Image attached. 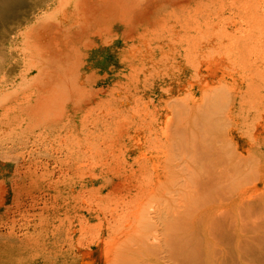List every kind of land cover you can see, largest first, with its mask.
Wrapping results in <instances>:
<instances>
[{"label": "bare ground", "instance_id": "bare-ground-1", "mask_svg": "<svg viewBox=\"0 0 264 264\" xmlns=\"http://www.w3.org/2000/svg\"><path fill=\"white\" fill-rule=\"evenodd\" d=\"M20 0H0V19H2L3 21H7L9 18H11L12 16L13 17H16L15 20L11 21L10 24H8V26H6V28L3 30V33H4V39L1 42L0 44V49L1 46H3L4 48V51L10 53V54H13L16 56L15 58V62L18 63V65L20 63H22L25 67L24 70L30 72V71H34V73H36V79L35 80H32L30 81L29 83L32 82L33 84V81L36 82V87H38L37 89V93L40 92V89H41V86L43 87L44 84V80H48V83H49V79L51 76H54V75H57L60 77L63 78V76L65 77L64 81L62 80V85L65 87V90L63 91L65 94H67L66 96L70 95L69 97L71 96H76V97H73L74 101H69L70 99H67L70 104H69V107L72 109V113L71 115H77L79 114L80 112L83 111L84 109V106H85V103L86 102H93L94 99L96 98V100H98V102L100 104H102V100L105 99L107 100L105 102V104L107 103L108 104V99H106V97L104 98L103 96L100 97L102 95V91H105V87H104V83L105 82H108L107 83V87H108V84H110V82H112L114 80V78H117L119 75L117 74H112L111 76L110 75H104L103 77L101 78H96V80H92V71L94 70V68L96 66H99V64L101 63H104V62H107L109 61L108 59H106V57H108L109 54H111V57H110V61H114L116 63H119L120 65H124L123 63L125 62H132L131 60H138L140 61L139 64L137 65L136 64V67L135 65H133V68L132 70H130L131 72H124V70L126 69L125 67L122 69L123 72H120L121 74L123 75H126L124 79H129L131 78L130 80V83L132 81H135L136 82H140L139 79L145 81V80H148V82L151 83V86L152 84H157V87L159 88H163L162 86H165L166 89L164 88V90H166V94L165 95H160L159 94V98L156 97V94H155V98H156V101L157 103L154 104L153 108H149V102H151L152 100H155L153 96H150L148 97L150 101H148V105H146L147 109H148V112H149V115L150 117L153 116V118L155 119L156 115H157V110L159 111V115L162 116L164 115L163 113L167 114V112L169 111V102H172V101H175V102H181L182 100V96H170V93H171V90H170V87L169 89H167V82L169 81V78L173 81L175 80V82H178L177 84H180V86L185 82V78H195V79H204L207 80L208 78H212V79H216V83L219 81V79L222 81L224 79V83L225 85H227V79L229 81L232 80V82H241L243 83V85L245 84L244 82H246L245 80V75L246 73H250L249 69L252 67L254 68L256 71H257V67H253L252 65L255 63L249 65V67H246L248 70V72H243L244 74L242 75H239V76H235L237 75L235 73L234 74V68L237 69L239 68L238 65L237 68L235 66V64H238L237 62L234 64L233 66V69H232V65L234 63V59L236 61L238 60V56L237 55H241L242 52L244 50H239V47L237 48L238 44H237V41L235 42L234 40L232 41V39H230V34H233L232 32L229 33L230 31H228V29L226 27H221L223 29H219L218 27V22L220 18H218V14L222 13L223 12H227L229 11V15H230V12H232L233 10H231V6H230V0H221L224 4L219 6V7H223V6H226V5H229L227 9L225 10H219L215 7V1L216 0H208L207 2L205 3H197V1L199 2V0H192V1H195L196 2V5H194V8L192 7V9H189L186 7V3L185 2H188L189 0H167L168 2H166V0H130L129 2H126L125 0H48V2H46L47 4L45 5V10L43 12L40 13L41 9H42V6L40 7L39 5L35 6L33 4H30L28 5V8H19L17 9L18 5L17 3H19ZM22 1V0H21ZM165 1V2H164ZM206 1V0H205ZM228 1V3H227ZM235 1V0H234ZM232 1V2H234ZM245 1V0H244ZM252 0H250L251 2ZM258 0H256L255 3H257ZM260 1H263V0H260ZM161 2V3H160ZM191 0L188 2L190 3ZM194 2V3H195ZM203 2V1H201ZM238 2V1H237ZM236 2V3H237ZM247 4L249 1H246ZM249 2V3H250ZM235 3V4H236ZM243 3V2H242ZM253 3V2H251ZM264 3V1L262 2ZM261 3V4H262ZM234 3L232 4L235 5ZM254 4V3H253ZM252 4V5H253ZM260 4V3H259ZM169 5V8H171L170 12L169 13H165V15L161 14L160 11H162V9L166 8L167 6ZM190 5V4H189ZM238 7H239V4H237ZM245 5V4H244ZM257 5V4H256ZM256 5H253V6H256ZM35 6V7H34ZM188 6V5H187ZM236 6V5H235ZM251 7L248 5H246V7H249L248 9H252L254 7ZM263 5H261L262 7ZM242 7V6H241ZM52 9V12H48L49 9ZM240 8V7H239ZM260 8V7H259ZM259 8H256V9H259ZM264 8V7H263ZM240 9H243L240 8ZM248 9H245L248 11ZM261 9V8H260ZM165 10V9H164ZM167 10V9H166ZM165 10V11H166ZM186 10H189V13L188 15H184V12ZM231 10V11H230ZM220 11V12H219ZM236 11V10H235ZM238 11V10H237ZM256 10L253 9L251 10L252 13H254ZM263 10H261L262 12ZM239 12L240 10L238 11V14L236 17L239 16ZM243 12H246L243 10ZM251 12H249L250 14L246 16V18L248 16H252V15H256V13L252 14ZM260 12V13H261ZM50 13V14H49ZM163 13V12H162ZM202 13V15L200 14ZM221 13V15H222ZM241 13V12H240ZM259 13V11H258ZM260 13L258 14L260 16ZM264 14V12H262ZM261 13V14H262ZM39 14H41V18L39 16ZM163 16H161V15ZM233 14V12H232ZM242 14V13H241ZM56 16L57 17V21H58V24L56 26L58 27H54L55 25H48L46 21H49L50 20V16ZM117 15L118 19L117 18H114V16ZM160 15V16H159ZM225 15V14H224ZM228 14H226L227 16ZM234 15V14H233ZM254 15V17H256ZM112 17V19H110L108 21L109 26L106 28L104 27L103 25L100 26L99 25V22L102 21L105 17ZM233 16V17H235ZM244 16V14H243ZM264 16V15H263ZM90 17V18H89ZM159 17H163L164 19H160ZM223 19L225 16H222ZM222 17H221V20H222ZM232 17V15H231ZM241 16H239L240 18ZM253 17V18H254ZM34 18V19H33ZM87 19L88 21L86 22L85 19ZM228 18V17H227ZM238 18V20H240ZM252 17H250L251 19ZM253 18L251 19L250 22H252ZM259 20L261 19L260 17H258ZM248 19V18H247ZM264 18H262L261 20H263ZM157 20V21H156ZM160 20V21H158ZM225 20H227L225 18ZM231 20V19H230ZM229 19L227 20L228 24H230L229 22H231ZM237 20V18L235 19V21ZM245 20V19H243ZM106 21V20H105ZM161 21L163 23H161ZM223 21V25L222 26H225L226 24V21L222 20ZM221 21V22H222ZM264 21V20H263ZM45 22V23H43ZM220 22V23H221ZM237 22V21H236ZM246 22V21H245ZM256 22V19L255 21ZM253 22V23H254ZM260 22V21H259ZM262 22V21H261ZM104 23V22H103ZM243 23V22H242ZM241 23V24H242ZM85 24V26H84ZM105 24V23H104ZM240 24V23H239ZM245 24V23H243ZM242 24V25H243ZM250 23H247L245 24L246 25V29H247V25H249ZM255 24V23H254ZM76 25V26H74ZM83 25L84 26V30H80L79 33L78 32V29L79 27ZM158 25V26H156ZM235 27L237 28L236 24L234 23ZM245 25H244V28H245ZM53 26V27H52ZM241 25H239L240 27ZM251 26V24H250ZM249 26V27H250ZM257 26V24H256ZM261 26V25H260ZM259 26V27H260ZM42 27H44L45 29L42 30ZM116 27V28H115ZM243 28V26H241ZM248 27V29H250ZM232 28V26H231ZM242 28H239L241 31H242ZM253 28H255V26H253ZM257 28V27H256ZM262 28V26H261ZM218 29V30H217ZM45 30V31H44ZM110 30V31H109ZM115 30L117 31H120L121 33L120 34H116L118 35V37H116L115 35L113 37L110 38V35L109 33L110 32H115ZM208 31V32H205ZM219 30H223L221 33H219ZM236 30V29H235ZM234 32L236 33V31H238V29ZM239 30V31H240ZM251 30H253L251 28ZM257 30V29H256ZM264 30V28L262 29ZM262 30H259L262 32ZM105 33H104V32ZM218 31V34H221L222 36L224 37H229L228 40L224 39V37L222 38V41L224 44L225 41H228L227 45H224L225 47H228L227 49L228 50H232L233 52L231 51H228L227 49L221 47V45L223 46V43L221 44L220 42L221 39L220 37L218 38V34H216ZM228 31V34L227 33ZM240 31V32H241ZM244 31V29H243ZM250 30L246 31V34L249 33ZM255 31V30H254ZM252 31V33L254 32ZM257 30L256 33L259 32ZM259 32L260 34L263 35V32L261 33ZM146 33V34H145ZM245 31L243 32V35H242V39H243V36L245 35L244 34ZM251 33V37L255 36L252 35ZM144 34V35H143ZM242 32L239 34L238 32V35H241ZM120 35V37H119ZM141 35L144 36V37H147V38H139V42H135L134 40L137 39V37ZM237 35V34H236ZM237 35V36H238ZM85 37L88 39L86 42L85 40L82 41L81 37ZM234 36V34H233ZM246 36V35H245ZM249 37V40H251L252 38L250 37V33L249 35H247ZM246 36V37H247ZM259 36V34H258ZM258 36L256 38H258ZM261 36V35H260ZM259 36V37H260ZM80 37L79 40L82 41L81 42H78V38ZM116 37V38H115ZM157 37V38H156ZM236 36H234L235 38ZM241 37V36H240ZM262 38L264 37L261 36ZM260 37V39H262ZM220 40V44L218 43V39ZM232 38V37H231ZM238 38V37H237ZM131 39L130 43H129V40ZM225 41H224V40ZM236 39V38H235ZM238 39H241V38H238ZM254 40L256 42L259 43V41L261 40ZM264 39V38H263ZM262 39V40H263ZM231 40V41H230ZM244 40V45L248 44L245 42L246 38L243 39ZM248 40V39H247ZM248 40V41H249ZM253 41V40H252ZM251 41V43H252ZM253 41V42H254ZM264 41V40H263ZM236 43L234 44L237 48L236 50L240 51L239 54L236 53L235 54H232L234 56H237V57H234L232 58V56L229 55V53H234V48L233 46H229L230 44L232 43ZM243 43V41H241ZM240 42V43H241ZM262 42V41H261ZM78 43V44H77ZM121 43H124V44H121ZM250 43V44H251ZM257 43V44H258ZM264 43V42H263ZM260 45V43L258 44L259 46H262V44ZM77 44V45H76ZM126 44H130V49H129V52H128V55L124 58L122 57L123 54H125L127 51H128V47H125V48H122L121 45H126ZM219 44V45H218ZM232 44V45H233ZM249 44V46H250ZM256 44V43H255ZM256 44V45H257ZM252 45V44H251ZM257 45V47H258ZM133 46V47H132ZM139 46V47H137ZM219 46L221 48V50L218 51V47ZM242 46V45H241ZM240 46V49L244 46L241 47ZM249 46H247L249 48ZM132 47V48H131ZM230 47L232 49H230ZM251 47V46H250ZM253 47V46H252ZM256 48V46H254ZM255 48H253V50H255ZM260 48V47H259ZM223 49V50H222ZM257 49V48H256ZM163 50H168L169 53L171 54L169 57H167L165 60H163L162 62L159 63V66L158 68H155V69H151V65L153 64V61H154V56L163 51ZM247 50V48H246ZM245 50V51H246ZM252 51V48L249 49V51ZM81 51H84L83 53H81ZM247 51V52H249ZM251 51L249 52V54L251 53ZM258 51H262V48ZM247 52H244L246 54H248ZM253 52V51H252ZM257 52V51H254V53ZM243 53V54H244ZM262 53H264V50L262 51ZM261 52L257 54L260 55L262 54ZM222 54V56L220 55ZM248 54V56H249ZM252 54V53H251ZM4 55V54H3ZM12 56V55H11ZM243 56V57H242ZM240 58H242L243 60H245V57L247 56H244L242 55ZM247 56V57H248ZM255 57V56H254ZM259 57V56H258ZM257 57V58H258ZM261 57V56H260ZM6 58V57H5ZM12 58V57H11ZM262 58H264L262 56ZM261 58V59H262ZM13 59V58H12ZM233 59V60H232ZM241 60V59H240ZM251 60V59H250ZM256 60V59H255ZM255 60H251V61H255ZM260 60V58H259ZM12 61V60H11ZM239 61V60H238ZM258 61V59L256 60V62ZM9 62V61H8ZM166 62H168L169 64H165ZM247 63H245V65L247 66ZM250 63V61H249ZM259 62H257L256 64L254 65H257ZM264 65L263 62H260ZM164 64V65H163ZM239 64H242V63H239ZM163 65V66H162ZM245 65H243L245 67ZM10 66V65H9ZM126 66V65H124ZM130 67V65H128ZM6 67V66H5ZM22 67V66H21ZM127 67V66H126ZM197 67V68H196ZM227 67V68H225ZM242 67V66H241ZM240 67V68H241ZM244 67L242 68L244 70ZM131 68V67H130ZM203 68V69H202ZM249 68V69H248ZM257 68V69H256ZM92 70L91 72H89L88 70ZM172 69H178L176 73H174L175 70H173V74L171 73ZM196 69V71H194ZM223 69H227V71L224 73V71H220V70H223ZM22 70V68H21ZM231 70H233L234 72H230ZM242 70V71H243ZM251 70V69H250ZM260 70V69H259ZM88 71V73H87ZM129 71V70H128ZM220 71V72H219ZM238 71V70H237ZM236 71V72H237ZM25 72V71H23ZM192 72L194 73L191 77H190V74H192ZM254 72V71H253ZM261 72V71H260ZM22 73V72H21ZM26 73V72H25ZM24 73V74H25ZM56 73V74H55ZM242 73V72H240ZM256 73V72H255ZM3 74V73H2ZM259 74V73H258ZM19 75H21L19 73ZM74 75V78L73 79H69L70 77H72ZM96 75V74H95ZM253 75V74H251ZM257 75V74H255ZM17 76V74H16ZM56 76V77H57ZM22 77V76H21ZM24 77V76H23ZM31 77V76H30ZM35 78V76H32L31 78ZM114 77V78H113ZM248 77V76H247ZM246 77V78H247ZM263 77V76H262ZM3 79V77H1ZM33 78V79H34ZM52 78V77H51ZM57 78V79H59ZM218 78V80H217ZM22 79V78H20ZM19 79V80H20ZM24 79V78H23ZM61 79V78H60ZM59 79V80H60ZM92 81H91V80ZM182 79L184 81H182ZM197 79V80H198ZM245 79V80H243ZM256 79H259V78H256ZM261 79V78H260ZM259 79V80H260ZM13 80V79H12ZM25 80L26 77H25ZM54 80V79H53ZM171 80H170V83H171ZM177 80V81H176ZM179 80V81H178ZM190 80V79H189ZM209 80V79H208ZM235 80V81H233ZM251 81H253L252 79H250ZM1 81V80H0ZM123 81V80H121ZM158 81V82H157ZM25 82V81H24ZM53 82V81H52ZM61 82V81H60ZM125 82V81H124ZM146 82V81H145ZM174 82V85L176 84ZM187 82V81H186ZM194 82V81H193ZM198 82V81H196ZM209 82V81H208ZM214 82V80H213ZM220 82V81H219ZM10 83V81H9ZM20 83V82H19ZM54 83V82H53ZM57 83V82H56ZM90 83L91 85L93 86H96L97 84H102L101 87L95 89V90H90V96L88 95V97H86L85 99L81 97V95H79L78 91L79 89L82 87V85H84V91H85V84H88ZM114 83V82H113ZM116 83V82H115ZM127 83V82H126ZM133 83V82H132ZM143 83V82H142ZM173 83V82H172ZM171 83V84H172ZM209 83H212V82H209ZM215 83V85L217 86V84ZM238 83V82H237ZM247 83V82H246ZM252 82H250L251 84ZM1 84V83H0ZM4 84V83H3ZM27 84V83H26ZM24 84V85H26ZM51 84V83H50ZM49 84V85H50ZM117 84V83H116ZM120 84V82L118 83ZM123 84V83H122ZM121 84V85H122ZM129 84V83H127ZM144 84V83H143ZM142 84V85H143ZM147 84V83H146ZM169 84V83H168ZM188 84V83H187ZM198 84H200L198 82ZM206 84V82H205ZM236 84V83H235ZM255 84V83H254ZM17 85V84H16ZM30 85V84H29ZM35 85V83L33 84ZM38 85V86H37ZM56 85V84H55ZM60 85V84H58ZM61 85V86H62ZM126 85V84H125ZM137 85V84H136ZM150 85V84H149ZM173 85V86H174ZM208 85V84H207ZM205 85V86H207ZM223 85V86H225ZM228 85L229 82H228ZM232 85V84H231ZM238 85V84H236ZM235 85V86H236ZM247 85V84H246ZM244 87L245 90H248L251 92L250 90V87H248V85ZM27 86V85H26ZM32 86V85H31ZM51 86V85H50ZM60 86V87H61ZM62 86V87H63ZM92 86V87H93ZM134 86V84H133ZM145 86V85H144ZM143 86V87H144ZM171 86V85H170ZM178 87V85H176V88L178 87L179 90L180 88L182 87ZM192 86V84L190 85ZM204 86V85H203ZM213 86V89L214 88V85ZM250 86V85H249ZM16 87V86H15ZM23 87V86H22ZM54 87V86H53ZM55 87H58V86H55ZM87 87V86H86ZM112 87V86H111ZM123 87V86H122ZM125 87V86H124ZM146 87V86H145ZM148 87V86H147ZM146 87V88H147ZM172 87V86H171ZM189 87V86H188ZM196 89H197V86H195ZM200 87V86H199ZM227 87V86H225ZM229 87V86H228ZM238 89H242L240 87H243L242 85L239 86L238 85ZM30 88V87H29ZM69 88V89H68ZM88 88V87H87ZM114 88V87H113ZM112 88V89H113ZM138 88V87H137ZM174 88V87H173ZM178 88H177V91H178ZM205 88V87H203ZM207 88V87H206ZM212 88V87H210ZM217 89L219 87H216ZM224 88V87H223ZM221 88V89H223ZM231 88V87H230ZM236 88V87H234ZM233 88V89H234ZM263 88V87H262ZM23 89L27 90V87ZM22 89V90H23ZM31 89V88H30ZM34 90V88H32ZM32 89L30 90L32 92ZM44 89V88H43ZM42 89V90H43ZM45 89H48V88H45ZM81 89V90H82ZM116 89V87H115ZM125 89V88H124ZM141 89V88H139ZM151 89H154V88H149L148 90V93H150ZM175 89V88H174ZM185 89V88H184ZM187 89V88H186ZM190 89V88H189ZM196 89H194L196 91ZM220 89V88H219ZM220 89V90H221ZM232 88L230 90H233ZM242 89V90H244ZM260 89V88H259ZM14 90V89H13ZM49 90V89H48ZM59 90V89H57ZM74 90V91H73ZM89 90V88H88ZM121 90V89H120ZM137 90V89H136ZM164 90H161L160 93H162V91L164 92ZM207 90V89H205ZM216 90V89H215ZM225 90V89H224ZM228 90V88L226 89ZM225 90V91H226ZM242 90H236L238 92L235 91H232L231 93H235L234 94V97L232 98L231 100V108L230 110L228 111V114L226 115V118H225V121H224V124L225 125H229L227 128L224 127V125H221L223 126L225 129V131H217V129H220V127H216L212 121H211V118L210 114H208V117H209V120L210 122L212 123L210 126L208 125L207 127H209V129H206L209 130V132L207 133L206 135V138H205V141H204V144L200 143L199 144V136H205V133L204 135H200L199 134V127H201L202 124L199 123V120L201 121L200 118H202L204 115H203V112L201 113L200 110L202 108L199 109H195L197 110L196 112L193 111V114L194 112L197 113L195 116V118H193V123H190L188 125V121H184L183 118H184V114H185V110L183 109H179L181 110V113L180 111L179 112V120L180 118H182L180 121V123L177 122V127H176V130H174L175 128H173V132L172 131V134L175 133L176 136L180 139L184 138L185 141H184V144L183 146H181L182 148L179 150L180 152V157H181V164L182 167H183V170L185 171L186 173V178H184L183 175H180V179L182 181L178 182L179 184V187H180V191L177 192V188L175 189L176 190V194L175 193H171L170 194V198L171 200H169L168 202V207L166 206V209L164 210H159L158 208H155L154 206L151 207V208H148L146 206H144V201L145 203L146 200L143 201L142 199V203L141 204V201L137 199H141L139 196L140 194H144L142 198L145 199V193L147 194V192H149L150 194L152 195H156L157 192H161L160 189H163V186L165 185V183H167V176H168V168L167 167H164L163 170H153L150 169L152 172L151 173H148L150 174V178L148 176V178H145L146 176H144L143 178H139L138 175H141L140 172L142 173H147V170L145 169V172H144V168H146L147 164L146 162L143 163L141 162L140 160H146L145 158H153L154 155V152H151L150 154V157L149 156H146V154H143L141 151H140V147H141V143H137L135 146L137 148H133L132 150V153H129V157L128 158H125V156H121V159L122 157L125 158L123 159L122 161L123 162H128L129 160H131L132 158V162H130V164H125L128 168V166H130V169L128 168L127 169V173L125 175H120L118 177V180L117 182L113 183L108 189V191L105 193L106 194H102L100 192H102V190L105 189V187L107 186V184L104 186L103 184V189H99V193L98 194V199H97V202L94 203V205H96V208L105 203L106 201L108 202V199H112L109 200V203H113L114 201V206L113 207H109L108 211H106V213L110 216L108 219L109 220H113L116 218V216L119 218L118 221L119 224L115 226L114 228V231L112 230V226H111V222L107 219H105V216L106 214L104 213V210H102L105 214L104 216V220H99L97 224L94 225V233L93 235L89 236L91 238H93L94 240V244L91 248H87V249H84V248H81V246H78L77 248V254L81 257L80 258V263L82 264H91L93 262V260H91L89 262V258H91V254L92 252H94V256L92 258H95L94 261L96 262V264H252L250 263V258L252 257V249L256 250L258 248V250H260V245L261 246H264V222L262 223V225L258 228L257 226L254 224L253 226L258 230L254 231L255 228H253L254 230V234L256 232H258V234L260 235V238L257 242H259L260 245H256V244H253V242H251V238H253L254 236H252V234L250 233H253L252 228H250V220L251 217H249V207H251L250 202L249 201V205L247 203H245L244 200H242V194L240 193V196L237 194H235V187H233L232 183L234 182V175H235V171L237 169V167H235L234 164H236L239 160L237 158H240V161H242L243 159V156H239L238 154V150H241V148H243V145L246 144V141L245 139L243 138V134L241 132V127L243 126L242 123H241V127H239V121L237 119V116H236V113L239 114V109L242 107L243 108V104L244 102H240V98H242ZM254 90V89H253ZM12 91V90H11ZM21 91V90H20ZM29 91V90H28ZM35 91V90H34ZM33 91V92H34ZM60 91V90H59ZM73 91V93H72ZM87 91V90H86ZM107 91V90H106ZM116 91H118L116 89ZM176 91V90H175ZM182 91V90H181ZM187 91V90H186ZM203 90H201L202 92ZM210 91V89H209ZM223 91V90H222ZM249 91H245L246 94L248 95V93H250ZM7 92H9L7 90ZM14 92V91H13ZM12 92V93H13ZM18 92V91H17ZM22 92V91H21ZM24 92V91H23ZM27 92V91H26ZM41 92H46V91H41ZM51 92V91H50ZM76 92V95L75 93ZM80 92V91H79ZM92 92V93H91ZM114 92V91H113ZM188 92V91H187ZM193 92V91H191ZM212 92V91H211ZM220 92V91H219ZM218 92V93H219ZM227 92V91H226ZM229 92V91H228ZM241 92V93H240ZM19 93V92H18ZM18 93H16V95H18ZM28 93V92H27ZM62 93V92H60ZM108 93V91L106 92ZM112 93V91H111ZM128 93V92H127ZM133 93V92H132ZM143 93V92H142ZM155 92H151V94H154ZM157 93V92H156ZM180 93V92H179ZM206 91L203 93L205 94ZM213 93H215L213 91ZM212 93V94H213ZM230 93V92H229ZM228 93V94H229ZM1 94V93H0ZM5 94V93H3ZM25 93H23L24 95ZM29 94V93H28ZM31 94V93H30ZM34 94V93H33ZM41 94V93H40ZM51 94V93H50ZM55 94V93H54ZM59 94V92H57V95ZM64 94V96H65ZM84 94V93H83ZM123 94V93H122ZM164 94V93H163ZM174 94V93H173ZM178 94V92L176 93V95ZM191 94V93H190ZM203 94H201L203 96ZM211 94V95H212ZM221 94V93H220ZM219 94V95H220ZM225 94V93H224ZM223 94V95H224ZM256 95V93H254ZM254 94L252 96H254ZM258 94V93H257ZM260 94V92H259ZM11 95V92L10 94ZM14 95V93H13ZM15 95V97H16ZM20 95V94H19ZM22 95V96H23ZM60 95V94H59ZM58 95V97H59ZM63 95V93L61 94ZM60 95V96H61ZM85 95V94H84ZM113 95V94H112ZM125 95V94H124ZM231 95V94H230ZM264 95V94H263ZM262 95V96H263ZM21 96V97H22ZM36 96V95H35ZM42 96V95H41ZM40 96V97H41ZM44 96V95H43ZM56 96V95H55ZM63 96V97H64ZM65 96V97H66ZM121 96V95H120ZM126 96V95H125ZM142 96V95H141ZM197 96V95H196ZM206 96V94H205ZM213 96V95H212ZM212 96H209V97H212ZM244 96V95H243ZM251 96V95H250ZM251 96V97H252ZM1 97V96H0ZM4 97V96H3ZM27 96H25L26 98ZM28 97H31V96H28ZM39 97V98H40ZM52 97V96H51ZM67 97V98H69ZM118 97V96H117ZM132 97V96H131ZM139 96H137L136 99L137 100V103L140 99V97L138 98ZM200 97V96H199ZM217 97H218V94H217ZM225 96H222V98L219 96V98L223 99ZM246 97V96H244ZM249 97V95L247 96ZM249 97V98H251ZM259 97V96H257ZM42 98V97H41ZM45 98V96H44ZM55 98V97H54ZM62 98V97H61ZM99 98V99H98ZM108 98V97H107ZM114 98V97H113ZM120 98V97H119ZM194 98H195V95H194ZM226 98V97H225ZM231 97H229L230 99ZM255 99V96L253 97ZM14 99V98H13ZM17 99V97H16ZM15 99V100H16ZM26 99H30V98H26ZM33 99V98H32ZM48 99V96L47 98ZM49 99H51L49 97ZM48 99V100H49ZM59 99V98H58ZM72 99V98H71ZM76 99V100H75ZM122 99V98H121ZM127 99V98H125ZM135 99V98H133ZM143 99V98H142ZM142 99L140 100V102L142 101ZM189 99V98H188ZM208 99V98H207ZM215 99V98H214ZM214 99L213 102H214ZM218 99V98H217ZM216 99V100H217ZM228 99V98H227ZM228 99V100H229ZM253 99V100H254ZM260 101L264 98H259ZM4 100V99H3ZM3 100H0L3 101ZM53 99H51V103L53 105V103L55 102V99H54V102L52 101ZM59 100H62V99H59ZM66 100L63 98L62 100V105L65 104L63 101ZM114 100V99H113ZM190 100V99H189ZM211 100V101H212ZM226 100V99H224ZM250 100V99H249ZM252 100V98H251ZM250 100V101H251ZM252 100V101H253ZM257 100V98H256ZM23 101V100H21ZM43 101V99L41 100V102ZM47 101V100H46ZM46 101L44 103V105L46 104ZM104 101V100H103ZM184 101V100H182ZM196 101V99H195ZM220 101L219 103L221 104L222 103V100H219ZM218 101H216L218 103ZM248 101V100H247ZM252 101L249 103V107L251 106L250 104L252 103ZM259 100L256 101V103L254 104H257L255 105L257 108L258 104L257 103ZM259 101V102H260ZM17 104H18V101H16ZM20 102V101H19ZM25 102H27L25 100ZM29 102V101H28ZM44 102V101H43ZM50 102V100H49ZM97 102V101H96ZM102 102V103H101ZM201 100L199 98H197V104L200 105L201 104ZM207 102V100L205 101ZM229 102V101H227ZM264 102V101H263ZM34 103V101L32 102ZM40 102L38 101V104ZM55 103H61V102H55ZM116 103V102H115ZM125 103V102H124ZM123 103V104H124ZM135 103V102H133ZM142 103V102H141ZM146 103V102H145ZM203 104L206 105V103L202 102ZM216 103V104H217ZM4 104V103H3ZM7 104V103H5ZM10 104V103H9ZM16 104V103H15ZM22 104V103H21ZM36 104V103H35ZM49 104V103H47ZM46 104V105H47ZM99 104V105H100ZM121 104V103H120ZM136 104V103H135ZM139 104V103H138ZM186 104V103H185ZM208 104V103H207ZM210 104V103H209ZM224 104V102H223ZM222 104V105H223ZM238 104V105H237ZM245 104H248L245 103ZM14 105V103H13ZM12 105V107H13ZM50 105V104H49ZM47 105V112H48V108H50V106ZM57 105H60V104H57ZM61 106H59L58 109V112H55V110H51V113L52 111H54L56 114H59V116H61L62 114V110L61 112H59V109H61ZM91 105V103H90ZM89 105V108H86V109H90L92 107V105L90 106ZM95 105H98V104H95ZM94 105V106H95ZM104 105V104H102ZM109 105V104H108ZM114 105V104H113ZM134 105V104H133ZM140 105H143V104H140ZM178 105V104H177ZM181 105L183 106L184 103ZM202 105V104H201ZM212 105V103H211ZM228 105V103H227ZM253 105V103H252ZM261 105V103L259 104ZM7 106V105H6ZM11 106V105H10ZM17 106V105H15ZM30 106V105H29ZM34 106V104L32 105ZM32 106H31V110L32 109ZM56 106V104H55ZM107 106V105H106ZM116 106V105H115ZM129 106V105H128ZM139 106V105H137ZM174 106V104H173ZM171 106V103H170V107H173ZM180 106V105H179ZM191 106V104H190ZM203 106V105H202ZM213 106V105H212ZM220 106V105H219ZM254 106V105H253ZM251 106V107H253ZM57 107V106H56ZM65 107V105L63 106ZM62 107V108H63ZM103 107V106H102ZM132 107V106H131ZM136 107V106H135ZM187 107V106H186ZM189 107V106H188ZM187 107V108H188ZM227 107V106H225ZM250 107V108H251ZM1 108V107H0ZM6 108V107H5ZM8 108V106H7ZM6 108V109H7ZM29 108V107H28ZM34 108V107H33ZM38 108V107H37ZM44 107V109H46ZM94 108V107H93ZM101 108V107H100ZM106 107H104L105 109ZM114 108V107H113ZM121 108V107H120ZM140 108V107H139ZM137 108V109H139ZM183 108V107H182ZM186 108V109H187ZM199 108V106H198ZM205 107H203L204 109ZM207 108V107H206ZM213 108V107H212ZM220 108V107H219ZM222 108V107H221ZM220 108V109H221ZM229 108V107H228ZM241 108V109H242ZM250 108L247 107V109L249 110ZM259 109H255L256 110H260V106L258 107ZM13 109H15L13 107ZM17 109V108H16ZM30 109V108H29ZM39 109V108H38ZM55 109V108H53ZM84 110L87 112V110ZM108 109V107H107ZM118 109V108H117ZM125 109V107H124ZM123 109V110H124ZM128 109V108H127ZM131 109V108H130ZM129 109V110H130ZM133 109V108H132ZM131 109V111H132ZM142 109H145V105L140 108L137 112L140 113L139 111L142 110ZM174 109V107H173ZM215 109V108H214ZM227 109V108H225ZM254 109V107H253ZM9 110V108H8ZM28 110V109H26ZM30 110V112H31ZM36 110V109H34ZM68 110V109H67ZM97 110H99L97 108ZM102 110V108H101ZM111 110V109H110ZM114 110V109H113ZM134 110V109H133ZM136 110V109H135ZM134 110V112H135ZM171 110V109H170ZM189 110V109H188ZM205 110V109H204ZM202 110V111H204ZM244 110V109H243ZM252 110V108H251ZM5 111V110H4ZM7 111V110H6ZM24 111V110H22ZM21 111V112H22ZM38 111V110H37ZM46 111V110H45ZM93 111V110H92ZM95 111V110H94ZM118 111V110H117ZM176 111V110H175ZM219 111V110H218ZM227 111V110H226ZM246 111V110H245ZM250 111V110H249ZM254 111V112H255ZM44 112V110H43ZM53 112V113H54ZM89 112V111H88ZM100 112V111H99ZM105 112H108L107 110H104V112H100L99 115H105ZM171 112V111H170ZM173 112V111H172ZM183 112V114H182ZM207 112H208V108H207ZM240 112H242V110H240ZM251 112V111H250ZM249 112V113H250ZM262 112V111H261ZM260 112V113H261ZM264 112V111H263ZM5 113V112H3ZM8 113V112H7ZM19 113V112H18ZM24 113V112H23ZM36 113V112H35ZM42 113V112H41ZM45 113V112H44ZM54 113V114H55ZM66 113V112H65ZM92 113V112H91ZM110 113V112H108ZM125 113V112H124ZM131 113V112H130ZM136 113V112H135ZM134 113V114H135ZM146 113V112H145ZM187 113V112H186ZM205 113V111H204ZM215 113V111H214ZM247 113V112H246ZM259 113V114H260ZM14 114V113H12ZM11 114V115H12ZM40 114V113H39ZM53 114V115H54ZM56 114H55V118H56ZM64 114V113H63ZM67 114H68V111H67ZM81 114V113H80ZM84 114V112H83ZM96 114H98L96 112ZM111 114H113L111 116L112 118V122L115 123V118H116V123H117V117L119 115H116L114 114V112H111ZM123 114V113H122ZM217 115V113H215ZM258 114V115H259ZM3 115V114H2ZM1 113H0V117H2ZM20 115V114H19ZM18 115V116H19ZM26 115H28L26 113ZM30 115H32L30 118H34L36 116V114H33L31 113ZM47 115V114H46ZM51 115V114H50ZM66 115V114H65ZM178 115V116H179ZM210 115V116H209ZM240 115V114H239ZM13 116V115H12ZM17 116V114L15 115ZM39 116V115H38ZM44 116V114H43ZM52 116V115H51ZM84 116V115H83ZM86 116V115H85ZM84 116V117H85ZM95 116V115H94ZM110 116V115H109ZM141 116V117H140ZM140 119L136 121L135 123V127L136 128H147V127H151L150 130H153L154 131V127L153 125H150L152 122V119L150 122H148L146 119H144L142 117V115H140ZM144 116V115H143ZM146 116V115H145ZM159 116V117H160ZM187 116V115H186ZM253 116V115H252ZM251 116V117H252ZM14 117V116H13ZM12 117V118H13ZM25 117V115H24ZM37 117V116H36ZM54 117V116H53ZM68 117V116H67ZM66 117V118H67ZM97 117V116H96ZM106 117V115H105ZM104 117V118H105ZM128 117V116H127ZM130 117V116H129ZM167 117V116H166ZM193 117V116H192ZM206 116V118H208ZM246 117V116H245ZM254 117V116H253ZM261 117V116H260ZM16 118V117H15ZM20 118L22 119V117L20 116ZM19 118V120H20ZM27 118V117H26ZM47 118V116H45V119ZM55 118L53 119L54 121ZM95 118V117H94ZM92 118V120L94 119ZM108 117H106L105 119H107ZM134 118V117H133ZM158 118V117H157ZM222 118V117H221ZM248 118V117H247ZM1 119V118H0ZM60 119V118H58ZM69 119V118H68ZM81 119V118H79ZM84 119V118H83ZM82 119V120H83ZM87 120V117L85 118ZM104 119V120H105ZM135 119V118H134ZM186 119V118H185ZM244 119V117H243ZM5 120V119H3ZM2 120V121H3ZM11 120H15V119H11ZM28 120V119H27ZM34 120V119H33ZM32 120V121H33ZM85 120V121H86ZM90 119V121H92ZM99 120V118H98ZM130 119H128L129 121ZM136 120V119H135ZM146 120V121H145ZM156 120V119H155ZM160 120V118H159ZM170 120V118H169ZM219 120V119H218ZM260 120V118L258 119V121ZM261 120H263L264 122V117L263 119L261 118ZM5 121H8L7 119ZM42 121V120H40ZM63 121V120H61ZM80 121V120H79ZM101 121V120H100ZM100 124H104L102 122H106L107 120L105 121H102L100 122ZM109 121V120H108ZM127 122V120H125ZM214 121V120H213ZM257 121V120H256ZM4 122V121H3ZM12 122V121H11ZM19 122V121H18ZM22 122V121H21ZM43 124L46 122L42 121ZM59 122V121H58ZM64 122V121H63ZM68 122V120L66 121ZM83 122V121H82ZM81 122V123H82ZM111 122V124H112ZM122 122V121H121ZM125 122V123H126ZM146 122V123H144ZM150 123L149 125L147 124ZM156 122V121H155ZM158 122V121H157ZM205 122V121H204ZM261 122V121H260ZM259 122V123H260ZM2 123V122H0ZM9 123V122H8ZM30 123V122H29ZM28 123V124H29ZM34 123V122H33ZM52 123H54L52 121ZM75 123V122H74ZM80 123V124H81ZM85 123H88L90 124L89 122H85ZM95 123H97L95 121ZM99 123H97L96 125H94L93 123V132L90 131L93 135H90V137H92V139H94V141L92 140V142H94V147H95V144L96 143H99V141L103 140H99L100 138H102L103 136V132H102V129L99 127ZM115 123V125L117 126V124ZM120 123V122H119ZM128 123V122H127ZM126 123V124H127ZM132 122L129 123V125H131ZM134 123V122H133ZM160 123V122H159ZM172 123V122H171ZM187 123V124H186ZM215 123V122H214ZM246 123V121H245ZM254 123V122H253ZM262 123V122H261ZM260 123V124H261ZM7 124V122H6ZM17 124V123H16ZM15 124V125H16ZM27 126H30L28 125ZM47 124V123H46ZM50 125V123H48ZM57 124V122H56ZM76 124V123H75ZM123 124V123H121ZM167 124V123H166ZM221 124V123H220ZM247 124V123H246ZM4 125V124H3ZM32 125V124H31ZM36 125V124H35ZM42 125V124H41ZM48 125V126H49ZM83 125H86L83 123ZM83 125L81 128H83ZM90 125V126H91ZM114 125V124H112ZM125 125V124H124ZM161 125V124H160ZM171 125V124H170ZM206 125V124H205ZM204 125V126H205ZM219 125V124H218ZM254 125V124H253ZM256 125V124H255ZM254 125V127H255ZM258 125V124H257ZM262 126L260 127H263V123L261 124ZM18 126V125H17ZM16 126V127H17ZM47 126V125H46ZM52 126V125H50ZM59 126H61V124H59ZM68 126V125H67ZM87 126V125H86ZM107 126V125H105ZM111 126V125H109ZM127 126V125H126ZM125 126V127H126ZM165 126V125H164ZM198 126V127H197ZM203 126V125H202ZM247 126V125H246ZM14 127V126H13ZM12 127V128H13ZM20 127V123H19V126ZM31 127V126H30ZM63 127H64V124H63ZM71 127V126H70ZM85 127V126H84ZM122 127V126H121ZM134 127V129H135ZM197 127V128H196ZM253 127V126H252ZM21 128V127H20ZM26 128V126H25ZM28 128V127H27ZM35 128V127H34ZM48 128V127H47ZM57 128V127H56ZM73 128V127H71ZM77 128V127H76ZM105 128V127H104ZM117 128H120L119 126ZM123 128V127H122ZM128 128V127H127ZM162 128V127H161ZM171 128V127H170ZM202 128V127H201ZM204 128V127H203ZM240 128V130L238 129ZM11 129V128H10ZM9 129V131H10ZM33 129V128H32ZM52 129V128H51ZM109 129V128H107ZM121 129V128H120ZM147 129V130H149ZM197 129V130H195ZM262 129V128H261ZM260 129V131H261ZM25 130V129H24ZM27 130V129H26ZM41 130V129H40ZM45 130V129H44ZM50 130V129H49ZM60 130V129H59ZM66 130V129H65ZM72 130V129H71ZM70 130V131H71ZM83 130V129H82ZM88 130H91V129H88ZM117 130V129H116ZM149 130V134L151 133V131ZM204 130V129H202ZM201 130V131H202ZM222 130V129H220ZM244 130V128H243ZM245 130H248V129H245ZM244 130V131H245ZM1 131V130H0ZM7 131V130H6ZM8 131V132H9ZM42 131V130H41ZM68 131V130H67ZM111 131V130H110ZM115 131V130H114ZM119 131V130H118ZM122 131V130H121ZM252 131V130H251ZM250 131V133H251ZM257 131V130H256ZM39 132V131H38ZM43 132V131H42ZM41 132V133H42ZM76 132V131H75ZM80 132V131H79ZM84 132V131H83ZM82 132V133H83ZM106 129H105V133H106ZM109 132V131H108ZM127 132V131H126ZM136 132H141V130L139 129H136ZM159 132V131H158ZM171 131H169L168 129H164V131L162 132V135L160 136V139L161 140V143H157L156 139H153L156 144H157V147L155 148V146L153 145L150 146L148 145V147H152L155 149H158L160 147H163V143L165 140H168V137L170 136V133ZM206 132V131H205ZM218 132V133H217ZM4 133V132H3ZM37 133V132H35ZM58 133L57 135H59V131L56 132ZM65 133V131L63 132V134ZM85 133V132H84ZM90 133V134H91ZM113 133V132H112ZM118 133V132H117ZM121 133V132H120ZM123 133V132H122ZM128 133V132H127ZM126 133V134H127ZM203 133V132H201ZM249 133V132H247ZM246 133V134H247ZM254 134V132H252ZM250 134V135H253V134ZM262 133V132H261ZM1 134V133H0ZM7 134V132L5 133ZM40 134V133H39ZM43 134V133H42ZM44 134H47L44 132ZM43 134V135H44ZM72 134V133H71ZM76 134V133H75ZM87 134V133H86ZM85 134V135H86ZM108 134V133H106ZM257 134V133H256ZM29 135V134H28ZM73 135V134H72ZM71 135V136H72ZM83 135V134H82ZM88 135V134H87ZM110 135V134H109ZM113 134H111V137ZM117 135V134H116ZM158 135V134H157ZM249 135V134H248ZM6 136V135H5ZM8 136V135H7ZM10 137H12V135H9ZM22 136V135H21ZM24 136V135H23ZM22 136V137H23ZM27 136V135H26ZM46 136V135H45ZM60 136V135H59ZM79 136V135H77ZM89 136V135H88ZM102 136V137H101ZM121 136V135H120ZM125 136H128L125 135ZM151 136V135H150ZM153 136V135H152ZM175 136V135H174ZM260 136V135H259ZM17 137V136H16ZM15 137V138H16ZM28 137V136H27ZM38 137V136H37ZM51 137V136H50ZM69 137V135H68ZM87 137V136H86ZM110 137V138H111ZM115 137V135H114ZM113 137V138H114ZM119 137V136H117ZM147 137V136H146ZM149 137V136H148ZM147 137V139H149ZM155 137V136H154ZM188 137V138H187ZM257 137V136H256ZM2 138V136H1ZM7 138V137H5ZM18 138V137H17ZM30 138V137H29ZM33 138V136H32ZM42 138V136H41ZM40 138V139H41ZM53 139H55V137L53 136L52 137ZM60 138V137H59ZM71 141H72V138L74 140V137H70ZM78 138V137H77ZM80 138V137H79ZM78 138V139H79ZM84 138V137H82ZM88 138V137H87ZM109 136L107 139H110ZM116 138V137H115ZM123 138V137H122ZM129 138V136H128ZM171 138H172V135H171ZM197 138V139H196ZM248 138V137H247ZM20 139V136L19 138ZM18 139L16 140L18 142ZM22 139V138H21ZM39 139V140H40ZM48 139V138H47ZM64 139H66L64 137ZM62 139V140H64ZM86 139V138H84ZM112 139V138H111ZM152 139V138H151ZM174 139V137H173ZM172 139V142L176 140H173ZM204 139V138H203ZM203 139H202V142H203ZM249 139V138H248ZM255 139V138H253ZM252 139V140H253ZM34 140V139H33ZM38 140V138H37ZM42 140V139H41ZM89 140V138H88ZM87 140V142H88ZM117 140V138H116ZM145 140V139H144ZM158 140V141H159ZM15 141V143H16ZM22 141V140H20ZM25 141V140H24ZM48 141V140H47ZM69 141V140H67ZM77 140H75L76 142ZM84 141V140H83ZM91 141V140H90ZM89 141V142H90ZM110 141V140H109ZM149 141V140H148ZM171 141V140H170ZM181 141V140H180ZM253 141H256V140H253ZM23 142V141H22ZM33 142V141H32ZM42 142V141H41ZM46 142V140H45ZM61 142V141H60ZM66 142V140H65ZM82 142V141H81ZM86 142V140H85ZM85 142H82L83 144H85ZM106 142V141H105ZM112 142V141H110ZM114 142V141H113ZM137 142H141V141H137ZM151 142V141H150ZM160 142V141H159ZM252 142V141H251ZM51 143V142H50ZM58 143V142H56ZM63 143V141H62ZM74 143V142H72ZM78 143H79V140H78ZM91 143V142H90ZM101 143V142H100ZM104 143V142H103ZM151 143H154V142H151ZM181 143V142H180ZM197 145H195V144ZM14 144V143H13ZM18 144V143H17ZM20 144V143H19ZM31 144V143H30ZM35 144V143H34ZM33 144V145H34ZM71 144V142H70ZM87 144V143H86ZM91 146V148L93 149L94 147ZM105 144V143H104ZM103 144V145H104ZM124 143H122L121 145H123ZM147 144V143H146ZM149 144V142H148ZM12 145V144H11ZM60 145V144H59ZM68 145H69V142H68ZM73 145V144H71ZM102 145V147H103ZM106 145V144H105ZM109 148L113 147V143L111 145V143L109 144ZM152 145V144H151ZM21 146V145H20ZM31 146V145H30ZM40 146V145H39ZM48 146V144H47ZM58 146V145H57ZM70 146V145H69ZM81 146V145H80ZM84 146V145H83ZM97 146V145H96ZM170 146V145H169ZM176 146V144H175ZM179 146V145H178ZM242 146V147H241ZM246 146V145H245ZM23 147V146H22ZM43 147V144L42 146ZM46 147V146H44ZM60 147V146H59ZM65 147V146H64ZM78 147V145H77ZM88 147V146H87ZM106 147V146H105ZM118 147V145H117ZM208 147V148H207ZM36 148V147H35ZM53 148V147H52ZM55 148V147H54ZM63 148V147H62ZM61 148V149H62ZM69 148V147H68ZM74 148V147H72ZM89 148V149H91ZM99 148V147H98ZM104 148V147H103ZM108 148V147H107ZM116 148V147H115ZM127 148V146L125 147ZM169 148V147H168ZM171 148V147H170ZM169 148V149H170ZM173 148V147H172ZM207 148V151H205ZM216 148L219 149V152H215L217 151ZM246 148V147H245ZM20 149V148H19ZM45 149V148H44ZM47 149V148H46ZM45 149V151H46ZM65 149V148H64ZM63 149V150H64ZM71 149V148H69ZM68 149V150H69ZM87 149V148H86ZM113 149V148H112ZM111 149V150H112ZM119 149V147L117 148ZM148 149V148H147ZM151 149V148H149ZM165 149V148H164ZM178 148H176L175 151H177ZM191 149V150H190ZM52 150V149H51ZM67 150V148H66ZM77 150V149H76ZM78 150H80V148H78ZM77 150V151H78ZM83 150V149H82ZM96 151V149H94ZM101 150V149H100ZM107 150V149H106ZM124 150V149H122ZM129 150V149H127ZM161 150V148H160ZM159 150V151H160ZM172 150V149H171ZM233 150V152H232ZM248 150V149H247ZM246 150V151H247ZM34 150H32L33 152ZM36 151V150H35ZM62 151V150H61ZM65 151V150H64ZM70 151V150H69ZM73 151V150H72ZM71 151V153H72ZM85 151V150H84ZM87 151V150H86ZM158 151V153H159ZM167 151V150H166ZM169 151V150H168ZM205 151V152H203ZM47 152V151H46ZM55 152V151H54ZM57 152V151H56ZM55 152V153H56ZM60 152V151H58ZM57 152V153H58ZM83 152V151H81ZM90 152V150H89ZM94 151L92 150V153ZM101 152V151H100ZM107 152V151H105ZM109 152V151H108ZM118 152H120L118 150ZM117 152V153H118ZM135 152V153H134ZM146 152V151H145ZM144 152V153H145ZM170 152V151H169ZM173 152V151H172ZM171 152V154H172ZM215 152V153H214ZM51 153V152H50ZM49 153V154H50ZM55 153H52V154H55ZM66 153V152H64ZM88 153V152H86ZM85 154H82L84 155V159H85ZM102 153V152H101ZM111 153V151H110ZM115 153V152H114ZM116 153V154H117ZM123 153V152H122ZM120 153V154H122ZM204 153V154H203ZM247 153V152H246ZM48 154V155H49ZM59 154V153H58ZM63 154V153H62ZM67 154V153H66ZM90 156H91V152L89 153ZM88 154V155H89ZM97 154V153H95ZM108 154V153H107ZM116 154H112L113 155H116ZM76 155V154H75ZM78 155V153H77ZM87 155V156H88ZM105 155V154H104ZM178 155V154H176ZM19 156V155H18ZM69 156H71L69 154ZM73 156V155H72ZM100 156V155H99ZM119 156V155H118ZM116 156V157H118ZM173 156V154H172ZM175 156V155H174ZM173 156V157H174ZM206 156V159L204 161V158ZM253 156V155H252ZM37 157V156H36ZM66 157V156H64ZM78 157V156H77ZM80 157V155H79ZM94 157V156H93ZM107 157V156H106ZM115 157V156H114ZM131 157V158H130ZM162 157V156H161ZM167 157V156H166ZM254 157V156H253ZM31 158V157H30ZM35 158V157H34ZM44 158V157H43ZM68 158V157H67ZM73 158V157H71ZM82 158V159H83ZM95 158H98V157H95ZM109 158V157H108ZM107 158V159H108ZM112 158V157H111ZM120 158V157H119ZM156 158V157H155ZM164 158V157H163ZM162 158V159H163ZM192 158V159H191ZM234 158L237 159V162L235 160L234 162ZM20 159V158H19ZM32 159V158H31ZM50 159V158H49ZM48 159V160H49ZM54 159V158H53ZM66 160V158H64ZM90 159V158H89ZM100 159H101V156H100ZM105 159V158H104ZM102 159V160H104ZM105 159V160H107ZM114 159V158H113ZM116 159V158H115ZM134 159V160H133ZM160 159V158H159ZM255 159V158H254ZM34 160V159H33ZM55 160V159H54ZM68 160V159H67ZM66 160V161H67ZM71 160V159H69ZM95 160V159H94ZM97 160V159H96ZM117 160V159H116ZM154 160V159H153ZM190 160V164L188 163ZM20 161V160H19ZM28 161V160H27ZM65 161V162H66ZM98 161V160H97ZM97 161H94V162H97ZM100 161V160H99ZM118 161L121 162V160L119 159ZM148 161H150V159H148ZM255 161V160H254ZM46 162V161H45ZM69 162V161H68ZM72 163V161H70ZM77 162V160H76ZM80 162V160H79ZM78 162V163H79ZM92 162V159L91 161ZM92 162V163H94ZM101 162V161H100ZM99 162V163H100ZM103 162V161H102ZM101 162V163H102ZM105 162V161H104ZM103 162V163H104ZM107 162V161H106ZM119 162V163H120ZM158 162V161H157ZM43 163V162H42ZM41 163V164H42ZM70 163V164H71ZM82 163V162H81ZM102 163V164H103ZM65 164V163H64ZM76 164V163H75ZM89 164V163H88ZM96 164V163H95ZM94 164V165H95ZM118 164V162H117ZM121 164V163H120ZM150 164V163H149ZM152 164V163H151ZM153 164H154V161H153ZM157 164V163H156ZM161 164V163H160ZM38 165V164H37ZM43 165V164H42ZM48 164H46L47 166ZM82 165V164H81ZM86 165V164H85ZM99 165V164H98ZM105 165V164H104ZM112 165H115V164H112ZM122 165V164H121ZM124 165V164H123ZM134 165H136V167H134ZM155 165V164H154ZM238 165V163H237ZM44 166V165H43ZM45 166V167H46ZM54 166V165H53ZM67 166V165H66ZM70 166V165H69ZM76 166V165H75ZM74 166V167H75ZM80 165L78 164V167ZM92 165H89V167H91ZM109 166V168L107 169V172L109 173L110 169H112V167L110 165H107ZM179 166V165H178ZM176 166V167H178ZM68 167V166H67ZM77 167V166H76ZM75 167V168H76ZM93 167V166H92ZM91 167V168H92ZM96 167V165H95ZM157 167V166H156ZM263 167V166H262ZM94 168V167H93ZM114 168V167H113ZM149 168V167H148ZM162 168V167H161ZM245 168V167H244ZM264 168V167H263ZM44 169V168H43ZM54 169V168H53ZM83 169L82 171H84V169H86V166L85 168H80V170ZM89 169V168H88ZM86 169V170H88ZM99 169V168H98ZM103 169V168H102ZM239 169V170H238ZM238 171L236 173V175L238 176V172H240L241 174V170L240 168L238 167ZM246 169V168H245ZM48 170V169H47ZM74 170V169H73ZM96 170V169H95ZM101 170V169H100ZM99 170V171H100ZM104 170V169H103ZM263 170V169H262ZM261 170V171H262ZM35 171V170H34ZM46 171V170H44ZM50 171V169H49ZM67 171H68V168H67ZM66 171V173H67ZM72 171V170H71ZM76 171H77V168H76ZM90 171V170H88ZM106 171V169H105ZM104 171V172H105ZM102 172V170H101ZM125 172V171H124ZM123 172V174H124ZM149 172V170H148ZM50 173H52V171H50ZM75 173V172H73ZM85 173V172H84ZM92 173V172H90ZM94 173V172H93ZM92 173V174H93ZM106 173V172H105ZM63 174V173H62ZM71 174V173H70ZM87 174V173H86ZM89 174V172H88ZM104 174V173H103ZM107 174V173H106ZM244 174V173H243ZM153 175V176H152ZM69 176V175H67ZM71 176V175H70ZM69 176V177H70ZM81 176H85V175H81ZM79 176V177H81ZM90 176L94 177L93 175L90 174ZM78 177V178H79ZM97 177V176H95ZM110 177V176H109ZM141 177V176H140ZM244 177V176H243ZM255 177V176H254ZM77 178V179H78ZM190 178V179H189ZM236 178V177H235ZM264 178V177H263ZM253 179V177H252ZM256 179V178H255ZM263 180V179H262ZM67 181V180H66ZM111 181V180H109ZM115 181V180H114ZM257 181V180H256ZM255 181V182H256ZM2 182V181H1ZM74 182V181H73ZM113 182V181H112ZM110 182V183H112ZM252 182V181H251ZM109 183V182H108ZM109 183V184H110ZM172 183V182H171ZM177 183V182H176ZM188 183H191L192 185L189 186ZM177 184V185H178ZM176 185V186H177ZM250 185V184H249ZM174 187V186H172ZM170 188V190L168 189L167 191H172V192H175L174 188ZM188 187H190L188 189ZM0 188H3L1 183H0ZM233 188V189H232ZM79 189V188H78ZM187 189V190H185ZM92 190H93V187H92ZM107 190V189H106ZM82 191H84L82 189ZM87 191V190H86ZM85 191V192H86ZM91 192V188L90 190H88ZM94 192V191H93ZM96 192V191H95ZM98 192V191H97ZM164 192L165 189H164ZM163 193V192H162ZM167 193V192H166ZM51 194V193H50ZM84 194V193H83ZM92 194V193H90ZM172 194H175V197H172L173 195ZM54 195V194H53ZM78 195V194H77ZM97 195V194H96ZM151 195V196H152ZM158 195V194H157ZM95 196V194H94ZM168 196V194H167ZM246 196V195H245ZM72 197V196H71ZM81 197V196H80ZM88 197V196H87ZM121 197V198H119ZM124 197V198H123ZM260 197V196H259ZM54 198V197H53ZM91 198V197H90ZM96 198V197H94ZM166 197L164 196H160V198L158 197L157 198V204L159 205V208H164L162 206V204H164V199ZM169 198V196H168ZM167 198V199H168ZM86 199V198H85ZM88 199V198H87ZM113 199H115L114 201H112ZM172 199H175L174 201ZM244 199V197H243ZM55 200V198H54ZM75 200V199H74ZM82 200V198L80 199ZM95 200V199H94ZM150 200V199H149ZM163 200V201H162ZM166 200V199H165ZM254 200V199H253ZM256 200V199H255ZM254 200V202H255ZM76 201V200H75ZM84 201V200H83ZM87 200H85L86 202ZM91 201V200H90ZM238 201V202H237ZM81 202V201H80ZM92 202V201H91ZM106 202V203H107ZM65 203V202H64ZM88 203H89V200H88ZM151 203V202H150ZM153 203V201H152ZM155 205H156V202H154ZM257 203V201H256ZM259 203V202H258ZM90 204V203H89ZM148 204V203H147ZM170 204V205H169ZM238 204H240V207H238ZM255 204V203H254ZM54 205V204H52ZM82 205V204H81ZM157 205V207H158ZM162 205V206H160ZM78 206V205H77ZM80 206V205H79ZM102 206H105V205H102ZM152 206V205H151ZM236 206L238 209H236ZM262 206V205H261ZM83 207V206H82ZM81 207V208H82ZM88 207V206H87ZM146 207V209L144 208ZM256 207V206H254ZM103 208V207H102ZM106 208V207H105ZM260 208V207H259ZM262 208V207H261ZM260 208V210H261ZM84 209V208H83ZM87 209V208H86ZM89 209V208H88ZM93 209V208H92ZM101 209V207H100ZM104 209V208H103ZM106 209V210H107ZM257 210V209H256ZM263 210V209H262ZM54 211V210H53ZM101 211V210H100ZM249 211V212H248ZM258 211V210H257ZM28 212V211H27ZM109 212V213H108ZM260 212V211H258ZM262 212V211H261ZM83 213V212H82ZM255 213V212H254ZM257 213V212H256ZM75 214V213H74ZM77 214V213H76ZM79 214V212H78ZM252 214V213H250ZM23 215V214H22ZM72 215V214H71ZM83 215V214H82ZM94 215H96L94 213ZM245 215H248V218L245 216ZM256 215H259V214H256ZM261 216V215H260ZM264 216V215H262ZM24 217V216H23ZM26 217V216H25ZM78 217V216H77ZM82 217V216H81ZM100 217V216H99ZM97 217V218H99ZM255 217V216H254ZM116 218V220L118 219ZM261 218V217H260ZM26 219V218H25ZM86 219V217H85ZM248 219V221H247ZM256 219V218H255ZM264 219V218H263ZM252 220V219H251ZM257 220H258V217H257ZM256 220V221H257ZM253 221V220H252ZM251 221V222H252ZM87 222V221H86ZM95 222V221H94ZM43 223V222H41ZM81 225H79L80 228H78L79 230H81V233H82V229H85L87 226L86 225H83V223L85 224V220H82L81 222ZM78 222V224H80ZM90 223V222H88ZM114 223V222H113ZM255 223V221H254ZM71 224V223H70ZM253 224V223H252ZM258 224V223H257ZM261 224V223H259ZM69 225V224H68ZM92 226V225H91ZM113 226V227H114ZM91 228V227H90ZM44 229V228H43ZM42 229V230H43ZM52 232V231H51ZM67 232V231H66ZM80 233V231H79ZM59 234V233H58ZM66 234V233H65ZM70 234V233H69ZM68 234V235H69ZM73 234V233H72ZM82 234H85V232H83ZM80 235L81 237H83V235ZM92 234V233H90ZM113 234V235H111ZM256 234V238H257V235ZM119 235V236H118ZM32 236V235H31ZM30 236V237H31ZM67 236V234L65 235V237ZM87 236V235H86ZM106 236H108V238H105ZM68 237V236H67ZM81 237H79L81 239ZM85 237V235H84ZM116 237L119 238V240L117 239V244L118 242L121 240V243L122 245H126L125 247H121L120 249V252H116V255L117 253H119V256L117 255V260L116 258H114L115 260H113V258L111 260H113L111 263H109L111 260L108 261L109 257H107L111 252L108 251V254L105 252V249L107 247V244L109 243V241H113ZM28 238V237H27ZM70 238V237H69ZM78 238V239H79ZM87 238V237H86ZM58 239V238H57ZM29 240V239H28ZM32 240V239H31ZM82 240V239H81ZM84 240V238H83ZM84 241H87V239H85ZM256 241H254L256 243ZM70 242H72L70 240ZM69 242V243H70ZM78 243L80 241H77ZM75 244V243H74ZM77 245H80L77 244ZM84 245V243H83ZM116 245V244H115ZM255 245V246H254ZM111 246V245H110ZM114 246V244H113ZM85 247V246H83ZM87 247H89L87 245ZM112 247V246H111ZM110 247V249H112ZM119 249V247H117ZM112 251H116L115 248L114 250L112 249ZM119 251V250H118ZM35 253V252H34ZM38 253V252H37ZM261 253V252H260ZM107 254V256H106ZM112 254V253H111ZM102 255L104 256L105 258V261L104 263L101 262V259H102ZM108 258V259H107ZM134 259H137L136 262H134L135 260Z\"/></svg>", "mask_w": 264, "mask_h": 264}, {"label": "rangeland", "instance_id": "rangeland-1", "mask_svg": "<svg viewBox=\"0 0 264 264\" xmlns=\"http://www.w3.org/2000/svg\"><path fill=\"white\" fill-rule=\"evenodd\" d=\"M126 2H129L130 0H125ZM190 1V0H189ZM188 1V2H189ZM201 1H203V2H201ZM208 0H199V2L197 1V3H205V2H207ZM232 1H234V0H230V6H231V10H233L232 12H233V14H232V12H230V15H229V11H225V12H223L222 13V11H221V13H222V15H221V13H219L218 14V18H220V19H218L219 20V22H218V27H219V29H223V28H221V27H226L227 29H228V31H230L229 33H233L234 34V36H236L235 38H234V36H233V34H230V39H232V41L234 40H238L237 41V44H238V42H239V44H238V46H237V48L239 47V50L241 51V50H244L243 52H242V54L240 55L239 54V52L240 51H238V50H236L237 48H235L236 46L234 45V44H236V43H232V44H230L229 46H233V48L235 49L234 50V53H231V52H233L232 50H228L229 48L228 47H225L224 45H227V43H228V41H225L224 39H226V40H228V38L229 37H224V36H222L221 34H218V31H217V33L216 34H218V38L220 37V39H221V41H222V38L224 37V41H225V43L226 44H224L223 43V41L222 42H220V40L218 41V43L220 42L221 44L223 43V46L221 45V47H223V48H225V49H227L228 51H231L230 53H229V55L230 56H232V58H234V57H237L238 56V60L236 61L235 59H237V58H235L233 61H234V63H233V65H232V69H233V66H234V64L237 62L238 64H235V66L236 65H240L239 66V68H237V66H236V68L237 69H233V70H231L230 72L232 73V72H234V74L233 75H235V73L237 74V75H235V76H239V75H243L244 73L243 72H248V70H246L247 68L246 67H249V65L251 64V62H252V64L254 63V64H256L257 62H259L257 65H252L253 67L255 66V67H257L256 69H257V71L254 69V68H248L249 69V71H250V73L251 74H253V75H251V74H249V73H246L245 75H247V76H245V79H243V80H245L246 82H244L245 84L243 85V83H241V82H239V81H237V82H232V80L230 81V79H229V81H228V79H227V85H225V81H224V79L221 81L220 79H219V81L216 83V79H212V78H208L207 80H205L204 81V79H195V78H185L184 80H185V82L180 86V84H177L178 82H175V80H171L170 78H169V81L167 82V89H169V87H170V90H171V93H170V96H182V100H184V101H182L181 100V102H180V104H179V102H175V101H172V102H169V111L167 112V114H165V113H163L164 115H162V116H160L159 115V111L157 110V115H156V117H155V119L153 118V116L152 117H150V116H148L149 115V112H150V110H149V112H148V109H147V107H146V105H148V101H150L149 100V98L148 97H150V96H153L154 97V99L155 100H152L151 102H149L150 104V106H149V108H153V106H154V104L155 103H157V101H156V98H155V94H156V97H158L159 98V94L161 95H165L166 94V90H164V88L166 89V87L165 86H162L163 88H159V87H157V84H152V86H151V83L150 82H148V80H145V81H143V80H141V79H139L140 80V82L138 81V82H136L135 83V81H132L131 83H130V80H131V78H130V80L129 79H124L125 78V76L126 75H123V74H121L120 72H123V68L125 67L126 69L124 70V72L126 73V72H131L130 70H132V68H133V65H135V67H136V64L138 65L139 64V62L140 61H138V60H131L132 62H125V63H123L124 65H126V66H124V65H120L119 63H116V62H114V61H110V57H111V54H109L108 55V57H106V59H108L109 61H107V62H104V63H101V64H99V66H96L95 68H94V70L92 71V70H88L89 72H91L92 73V80H96V78H101V77H103L104 75H112V74H117V75H119L117 78H114V80L112 81V82H110V84H108V87H107V83L108 82H105L103 85H104V87L106 88L105 89V91H102L103 93H102V95L100 96V97H106V99H108L109 101H108V104L106 103L105 104V102L107 101V100H105V99H103L102 100V104H104V105H102V104H100L99 102H98V100H96V98L94 99V101L93 102H86L85 103V106H84V109H83V111L82 112H80L79 114H77L76 116L75 115H71V113H72V109L69 107V104H70V102L69 101H74L73 99V97H76L77 95H76V92H74L75 93V95L76 96H71V97H69L70 95H68V96H66L67 94H65L63 91L65 90V87L61 84L62 83V80L64 81V79H65V77L63 76V78L64 79H62V77H60L59 78V76H57V75H54V76H51L50 77V79H49V83H48V80L46 81V80H44V82H43V84H44V86L42 87L41 86V89H40V92L39 93H37V89H38V87H36V82H34L33 81V84L35 83V85H33L32 84V82L31 83H29L30 81H32V80H35L36 79V73H34V71H30V72H28V71H26V70H24V68L23 67H25L22 63H20L19 65H18V63H16L15 62V58H16V56L15 55H13V54H10V53H8V52H6V51H4V48H3V46H1V48L2 49H0V100H3V101H1L0 102V113H1V115H2V117H0L1 119H0V122H2V123H0V183H1V185H2V187L3 188H0V264H82V263H80V256L76 253L77 252V248H78V246H81V244H82V246H81V248H84V249H89V248H91L92 246H93V244H94V239L93 238H91L92 236L91 235H93V233H94V230H96V229H94L95 227H94V225L95 224H97L98 223V221L99 220H102L103 218H104V216H105V214H106V216H105V219H107V220H109L108 218L110 217L107 213H106V211H108V209H109V207L111 206V207H113L114 206V200L115 199H113L112 201H114L113 203L111 202V203H109V200H111V199H108V202L106 203H103V204H101V205H99L97 208H96V205H94V203L95 202H97V199H98V194H100L101 193V195L103 194H106L105 193V191L107 192L108 191V189H110L109 187L113 184V183H115V182H117V181H119L118 180V177L121 175H125L126 173H127V169L129 168L130 169V166H128V168H127V166L125 165L126 163L127 164H130V162H132V158H131V160H129L128 162H123L122 160L123 159H125V158H128L129 157V153H132V150H133V148H137L135 145L137 144V143H141V147L139 148L140 149V151L143 153V154H146V156H149L150 157V153L151 152H154V154H156V155H154V157L151 159V158H145L146 160H140L141 162H143V163H145L146 162V164H147V166H146V168H144V172H145V169L147 170H149V172H148V170H147V173H143V171H142V173L140 172V174L141 175H138L139 176V178H143L144 176H146L145 178H148V176H149V178H150V174H148V173H151L152 171L150 170V169H152L153 168V170H163V168L164 167H167L168 168V176H167V183H165V185L163 186V189H160L161 190V192H157V194L155 195H152V194H150L149 192H147V194L145 193V199L144 198H142V197H144L143 195L144 194H140V198L141 199H137V201L138 200H140L141 201V204H143L144 203V206H146V207H148V208H151V207H155V208H158L159 210L161 209V210H165L166 209V206L168 207V203H170V202H168L169 200H171V198H170V194L171 193H177V192H179L180 190V187H179V184H178V182H180V181H182L181 179H180V175H183L184 176V178L185 179H187L186 177V173H185V171L183 170V167H182V165H180L181 164V157H180V149L182 148L181 146H183V144H184V141H185V139L184 138H178L177 136H176V134L175 133H173L172 134V131H173V128H175L174 130H176V127H177V122L178 123H180L181 121V119L182 118H180V120H179V117H180V115H179V112L178 111H180V113H181V110H179V109H183V110H185V114H184V118H183V120L184 121H188L187 123H188V125L190 124V123H193V118H195V116L194 115H196L197 113H195L197 110H195V109H199L200 110V108H202L201 110H200V112L202 113L203 112V117L202 118H200L201 119V121L199 120V123L200 124H202L201 125V127H199V134L200 135H204V133H205V136H199V144L200 143H202V144H204V141H205V138H206V135H207V133L209 132V130H207V129H209V127H207L208 125L210 126L212 123L218 128V127H220V129H222V130H220V129H217V131H225V129H223L224 127H228L229 125L227 124V125H225L224 124V121H225V118H226V115L228 114V111L230 110V108H231V100H232V98L234 97V94L235 93H231L232 91H234V89H235V91L236 90H242V89H244V87H245V85L247 84L248 85V87H250V90H251V92L247 89V90H242V93H244V94H242V98H240V102H244V104H243V108L241 109H239V111H237V112H239V114H237L236 113V116H237V119H238V121H239V127H241L242 125V129H241V132H242V134H243V138L245 139V141H246V146L245 145H243V148H241V150H238V154H239V156L241 157V156H243V160L242 161H240V158H237L239 161L237 162V159L236 158H234V162H235V160H236V162L238 163V165H237V163L236 164H234L235 165V167H239L240 168V170L242 171L241 172V174H240V172H238V176L236 175V173H237V171L239 170L238 169V167H237V169H236V171H235V175H234V182L232 183V185H233V187L234 186H236L235 187V194H237L238 193V195L240 196V193L243 195L242 196V200H244L245 201V203H247L248 205H249V201L251 202L250 203V205H251V207L250 206H248L249 207V217H251V219L253 220H251V219H249L250 220V222L249 223H251L249 226H250V228H255L253 225L255 224L256 226H257V228H258V226L260 225H262V223L264 222V216H262V215H264V125H263V127H260V126H262L261 124L263 123L264 124V122H263V120H261V118L263 119V117H264V99H262L261 101H260V99L259 98H264V65L262 64V63H260V62H263L264 63V58H262V56L264 57V53H262V51L264 50V37L262 38L261 36H263L264 35V30H262L263 28H264V19L263 20H261L262 18H264V14L262 13V12H264V3H262L263 1H260V0H258L257 1V3H255L256 2V0H252L251 2H253V3H251L250 2V0H235L234 2H232ZM238 1V2H237ZM246 1H249L248 2V4H249V6H253V5H256V6H253L254 8H252L253 9V11H254V9L257 11V13H256V11L254 12V13H256V15L254 14V13H252L251 12V10L252 9H248L249 7H246V5H248L247 4V2ZM255 1V2H254ZM46 2H48V0H20L19 1V3H17V5H18V7H17V9H19V8H28V5H30V4H33V5H35V6H37V5H39L40 7L42 6V9H41V11H40V13L41 12H43L44 10H45V5L47 4ZM165 2V1H164ZM166 2H168L167 0H166ZM188 2H185L187 5H186V7L187 8H189V9H192V7L194 8V5L195 6H197L196 5V2L195 1H192L191 0V2L190 3H188ZM195 2V3H194ZM237 2V3H236ZM243 2V3H242ZM161 3V2H160ZM227 3H228V1H227ZM235 4V5H233L232 6V4ZM260 3V4H259ZM262 3V4H261ZM45 4V5H44ZM190 4V5H189ZM224 3L221 1V0H216L215 1V7L217 8V9H219V10H225V9H227L228 8V6L229 5H226V6H223V7H219V6H221V5H223ZM237 4H239V7L240 8H242L243 7V9H240L239 7H238V5ZM245 4V5H244ZM253 4V5H252ZM261 5H263L262 7H261ZM34 6V7H35ZM242 6V7H241ZM261 9H260V8ZM171 8H173V7H171ZM171 8H169V5L166 7V8H164V9H162V11H160L161 12V14H163V15H165V13H169L170 12V10H171ZM256 8H259V9H256ZM245 9H248V11L247 10H245ZM230 10V11H231ZM236 10V11H235ZM240 10V12L242 13H240L239 12V16H241L240 18H239V16L238 17H236L237 16V14H238V11ZM243 10L244 11H246V12H243ZM261 10H263L262 12H261ZM258 11H259V13H260V16L258 15L259 13H258ZM48 12H52V9L50 8L49 9V11ZM163 12V13H162ZM220 12V11H219ZM236 12H237V14H236ZM249 12H251L252 14H254L256 17H254V15H252V16H248L247 18H246V16L247 15H249L250 13ZM188 13H189V10H186L185 12H184V15H188ZM50 14V13H49ZM160 14V15H161ZM201 15H202V13H200ZM225 14V15H224ZM226 14H228L227 16H226ZM243 14H244V16H243ZM159 15V16H160ZM163 15H161V16H163ZM231 15H232V17H231ZM236 15V16H235ZM251 15V14H250ZM39 16H40V18L43 16H41V14H39ZM222 16H225L224 17V19H223V17ZM233 16H235V17H233ZM221 17H222V20H224V21H226V24H225V26H222L224 23H223V21L221 20ZM228 17V18H227ZM250 17H254L253 18V20H252V22H250L251 21V19H250ZM258 17H260L261 19L259 20V18ZM90 18V17H89ZM114 18H117L118 19V17H117V15H115L114 16ZM160 19L162 18V19H164L163 17H159ZM225 18L228 20H230L231 22H229L230 24H228V22H227V20H225ZM237 18V22L235 21V19ZM238 18L240 19V20H238ZM16 19V17H11V18H9L7 21H3L2 19H0V41H2L3 39H4V33H3V30L6 28V26H8V24H10V22L11 21H13V20H15ZM34 19V18H33ZM85 19V18H84ZM110 19H112V17H105L102 21H100L99 22V25L100 26H104V27H108L109 26V24L110 23H108V21L110 20ZM243 19H245V20H243ZM255 19H256V22H254L255 21ZM106 20V21H105ZM85 21L87 22L88 20L87 19H85ZM157 21V20H156ZM158 21H160V20H158ZM222 21V22H221ZM246 21V22H245ZM247 21H248V23H250L251 24V26H250V24L249 25H247V29H246V23H247ZM260 21V22H259ZM262 21V22H261ZM47 22H49V23H47ZM105 24H104V23ZM221 22V23H220ZM245 23V24H243V23ZM255 24H254V23ZM43 23H45V22H43ZM46 23L48 24V25H55L54 27H58V26H56L57 24H58V21H57V17L56 16H54V15H52V16H50V20L49 21H46ZM161 23H163L162 21H161ZM234 23L236 24V26H237V28L235 27V25H234ZM240 23V24H239ZM243 25H242V24ZM108 26H107V25ZM256 24H257V26H256ZM239 25H241V26H243V28L240 26L239 27ZM244 25H245V28H244ZM262 26V28H261V26ZM74 26H76V25H74ZM84 26H85V24H84ZM84 26L83 25H81L80 27H79V29H78V32L77 33H79L80 32V30L82 31V30H84ZM156 26H158V25H156ZM231 26H232V28H231ZM253 29V30H251V28ZM253 26H255V28H253ZM260 26V27H259ZM53 27V26H52ZM248 27L250 28V29H248ZM257 27V28H256ZM116 28V27H115ZM239 28H242V31L239 29ZM43 29H45L44 27H42V30ZM230 29V30H229ZM238 29V31H236V30ZM243 29H244V31H245V35L247 36V35H249V33H250V37H251V33H252V31H254L253 33H252V35H254L255 34V36H254V38H253V36L251 37L252 39L251 40H249V37L247 36H243V39L244 38H246V40H245V42L246 43H248V44H246V45H244V40L242 39V35H243ZM259 31V30H262V32H263V35L262 34H260L259 32H261V31H259L258 33H256L257 32V30ZM46 30V29H45ZM44 30V31H45ZM218 30V29H217ZM224 30V29H223ZM223 30H219V33H221ZM234 30L236 31V33L234 32ZM242 32V34L241 35H238V32H239V34L241 33L240 31ZM248 30H250L249 31V33H247L246 34V31H248ZM110 31V30H109ZM228 31H227V35H229L228 34ZM104 32V31H103ZM205 32H208V31H206L205 30ZM261 32V33H262ZM105 33V32H104ZM121 32L120 31H117V30H115V32H110L109 33V35H110V38L111 37H113L114 35L116 36V37H118V35H116V34H120ZM146 34V33H145ZM238 36H237V35ZM258 34H259V36L263 39H260V37L258 36ZM113 35V36H112ZM144 35V34H143ZM139 36V35H138ZM241 36V37H240ZM258 36V38H256ZM81 37V36H80ZM80 37L77 39L78 40V42H81L82 43V41H84L85 40V42L88 40L86 37H85V39H84V37H81V39H82V41L81 40H79L80 39ZM115 37V38H116ZM119 37H120V35H119ZM143 38H147V37H144V36H142ZM141 37V35L139 36V37H137V39H135L134 41L135 42H139V38H142ZM232 37V38H231ZM241 38V39H238V38ZM157 38V37H156ZM249 41H248V40ZM257 39L259 40H261V41H259V43H260V45H261V43H263L262 44V46H259L258 44V42H256L257 41ZM254 40H256V41H253ZM130 41H131V39L129 40V43H130ZM231 41V40H230ZM235 41V42H236ZM241 41H243V43L241 42ZM251 41H252V43H251ZM241 42V43H240ZM252 45H251V44ZM258 45V47H257V45ZM0 44H1V42H0ZM78 44V43H77ZM76 44V45H77ZM121 44H124V43H121ZM218 44V45H219ZM236 44V45H237ZM249 44H250V46H249ZM244 46V47H242V46ZM122 46V48H125V47H128L129 46V48H128V51L125 53V54H123L122 55V57H126L127 55H128V52H129V49H130V44H126V45H121ZM240 46L242 47L241 49H240ZM247 46H249V48L247 47ZM253 46V47H252ZM254 46H256V48L254 47ZM133 47V46H132ZM131 47V48H132ZM137 47H139V46H137ZM218 48V51L219 50H221V48L219 47V46H217ZM230 47V49H232ZM260 47V48H259ZM246 48H247V50H246ZM252 48V51H251V53L249 54V49H251ZM253 48H255V50H253ZM262 48V51H258V49L260 50ZM223 50V49H222ZM246 50V51H245ZM235 51H237L236 53L237 54H239V55H237V56H234V55H232V54H235L236 55V53H235ZM247 51H249V52H247ZM254 51H257L258 53H262V54H260V55H258L257 54V52H255L254 53ZM84 51H81V53H83ZM244 52H247L248 54H249V56H248V54H246V53H244ZM244 53V54H243ZM4 54V55H3ZM12 55V56H11ZM171 54L169 53V51L168 50H163V51H161V52H159V53H157L155 56H154V61H153V64L151 65V69H155V68H158V66H159V63L160 62H162L163 60H165L167 57H169ZM221 56H222V54H220ZM242 55H244V56H246L245 57V60H243L242 58H240ZM234 56V57H233ZM240 56V57H239ZM255 56V57H254ZM259 56V57H258ZM261 56V57H260ZM6 57V58H5ZM13 59H12V58ZM243 57V56H242ZM258 57V58H257ZM259 58H260V60H259ZM262 58V59H261ZM241 59V60H240ZM257 60L258 59V61L256 62V60L255 61H251V60ZM12 60V61H11ZM9 61V62H8ZM249 61H250V63H249ZM246 62H248L247 63V66L245 65V63ZM239 63H242V64H239ZM133 64V65H132ZM165 64H169L168 62H166ZM249 64V65H248ZM10 65V66H9ZM128 65H130V67L128 66ZM164 65V64H163ZM162 65V66H163ZM243 65H245V67L243 66ZM6 66V67H5ZM22 66V67H21ZM234 66V67H235ZM242 66V67H241ZM241 67V68H240ZM244 67V70L242 69ZM21 68H22V70H21ZM197 68V67H196ZM225 68H227V67H225ZM203 69V68H202ZM228 69V68H227ZM227 69H223V70H220L221 72L222 71H224V73L227 71ZM260 69V70H259ZM129 70V71H128ZM173 70H175L174 71V73H176L177 72V70L178 69H172V71H171V73L173 72ZM238 70V71H237ZM243 70V71H242ZM23 71H25V72H23ZM88 71H87V73H88ZM194 71H196V69L194 70ZM219 71V72H220ZM237 71V72H236ZM254 71V72H253ZM261 71V72H260ZM22 72V73H21ZM228 72V71H227ZM240 72H242V73H240ZM256 72V73H255ZM3 73V74H2ZM19 73L21 74V75H19ZM25 73V74H24ZM259 73V74H258ZM16 74H17V76H16ZM56 74V73H55ZM96 74V75H95ZM173 74V73H172ZM194 73L192 72V74H190V77L193 75ZM255 74H257V75H255ZM22 76V77H21ZM24 76V77H23ZM32 76H35V78L33 79V78H31ZM57 76V77H56ZM263 76V77H262ZM1 77H3V79L1 78ZM25 77H26V79L27 80H25ZM247 77V78H246ZM20 78H22V79H20ZM24 78V79H23ZM57 78H59V79H57ZM74 78V75L72 76V77H70L69 79H73ZM94 78V79H93ZM256 78H261L260 80L259 79H256ZM13 79V80H12ZM20 79V80H19ZM54 79V80H53ZM190 79V80H189ZM250 79H252L253 81H251ZM91 80V79H90ZM91 80V81H92ZM121 80H123V81H121ZM170 80H171V83H170ZM183 79H182V81H184ZM213 80H214V82H213ZM217 80H218V78H217ZM9 81H10V83H9ZM25 81V82H24ZM54 83H53V82ZM61 81V82H60ZM125 81V82H124ZM177 81V80H176ZM179 81V80H178ZM187 81V82H186ZM194 81V82H193ZM196 81H198L200 84H198V82H196ZM212 82V83H209V82ZM233 81H235V80H233ZM20 82V83H19ZM57 82V83H56ZM114 82V83H113ZM117 84H116V83ZM120 82V84H118ZM129 83V84H127V83ZM144 84H143V83ZM158 82V81H157ZM174 82L176 83L175 85H174ZM205 82H206V84H205ZM228 82H229V84L230 85H228ZM250 82H252L251 84H250ZM4 83V84H3ZM27 83V84H26ZM51 83V84H50ZM123 83V84H122ZM147 83V84H146ZM169 83V84H168ZM188 83V84H187ZM215 83L217 84V86L215 85ZM238 84L239 86H243V87H240V88H242V89H238L239 87H238V85H236V84ZM255 83V84H254ZM17 84V85H16ZM24 84H26V85H24ZM30 84V85H29ZM51 86H50V85ZM56 84V85H55ZM58 84H60V85H58ZM122 84V85H121ZM126 84V85H125ZM133 84H134V86H133ZM137 84V85H136ZM143 84V85H142ZM150 84V85H149ZM192 84V86H190ZM208 84V85H207ZM232 84V85H231ZM32 85V86H31ZM63 87H62V86ZM101 85L102 84H97L96 86H93V85H91L90 83H88V84H85V91H84V89H82V88H84V85H82V87L79 89V91H78V93H79V95H81V97L82 98H86V97H88V95L90 96V90H95V89H97V88H99V87H101ZM147 87H145V86ZM168 85H169V87H168ZM172 87H171V86ZM174 85V86H173ZM176 85H178V87L180 86L181 88H180V90H179V88H178V91H177V88H176ZM204 85V86H203ZM205 85H207V86H205ZM212 85H214V88L216 89H213V86ZM223 85H225V86H227V87H225V86H223ZM236 85V86H235ZM246 85V86H247ZM250 85V86H249ZM16 86V87H15ZM24 88H26L27 87V90L25 89H23V87ZM38 86V85H37ZM54 86V87H53ZM55 86H58V87H55ZM61 86V87H60ZM89 88V90H88V88ZM93 86V87H92ZM112 86V87H111ZM123 86V87H122ZM125 86V87H124ZM144 86V87H143ZM189 86V87H188ZM195 86H197V89H196V87ZM200 86V87H199ZM229 86V87H228ZM32 88H34V90L32 89V92L30 91ZM114 87V88H113ZM115 87H116V89L118 90V91H116V89H115ZM138 87V88H137ZM175 89H174V88ZM203 87H205V88H203ZM207 87V88H206ZM210 87H212V88H210ZM216 87H219L220 89L221 88H223V89H217ZM233 89L234 87H236V88H234L233 90H230L231 88ZM263 87V88H262ZM44 88V89H43ZM45 88H48V89H45ZM113 88V89H112ZM125 88V89H124ZM139 88H141V89H139ZM149 88H154V89H151V91H150V93H148V90H149ZM185 88V89H184ZM187 88V89H186ZM190 88V89H189ZM228 88V90H226ZM245 88H247V87H245ZM260 88V89H259ZM14 89V90H13ZM23 89V90H22ZM43 89V90H42ZM57 89H59V90H57ZM69 89V88H68ZM82 89V90H81ZM121 89V90H120ZM137 89V90H136ZM194 89H196V91L194 90ZM205 89H207V90H205ZM209 89H210V91H209ZM227 91H225V90ZM254 89V90H253ZM7 90L9 91V92H7ZM12 90V91H11ZM22 92H21V91ZM29 90V91H28ZM87 90V91H86ZM108 91V93H106L107 91ZM161 90H164V92L162 91V93H160L161 92ZM176 90V91H175ZM182 90V91H181ZM188 92H187V91ZM201 90H203L202 92H201ZM223 90V91H222ZM14 91V92H13ZM19 93H18V92ZM24 91V92H23ZM29 93H27V92ZM34 91V92H33ZM41 91H46V92H41ZM51 91V92H50ZM74 91V90H73ZM73 91H72V93H73ZM111 91H112V93H111ZM114 91V92H113ZM191 91H193V92H191ZM206 91V96H205V94H203L204 92ZM212 91V92H211ZM213 91L215 92V93H213ZM220 91V92H219ZM230 93H229V92ZM245 91H249L250 93H248V95H249V97H251L254 93H256V95L254 94V96H255V99L253 98L254 96H252L251 98H252V100H251V98H249V97H247L248 95L246 94V92ZM10 92H11V95H9L10 94ZM14 93V95H13V93ZM57 92H59V94L61 95L62 93H63V95H59V97H58V95H57ZM60 92H62V93H60ZM128 92V93H127ZM133 92V93H132ZM143 92V93H142ZM151 92H155L154 94H151ZM157 92V93H156ZM178 92V94L176 95V93ZM180 92V93H179ZM219 92V93H218ZM236 92H238V91H236ZM259 92H260V94H259ZM3 93H5V94H3ZM16 93H18V95H16ZM23 93H25L24 95H23ZM31 93V94H30ZM34 93V94H33ZM41 93V94H40ZM51 93V94H50ZM55 93V94H54ZM85 95H84V94ZM92 93V92H91ZM123 93V94H122ZM164 93V94H163ZM174 93V94H173ZM191 93V94H190ZM213 93V94H212ZM221 93V94H220ZM225 93V94H224ZM229 93V94H228ZM241 93V92H240ZM258 93V94H257ZM20 94V95H19ZM64 94H65V96H64ZM113 94V95H112ZM126 96H125V95ZM201 94H203V96L201 95ZM213 96H212V95ZM217 94H218V97H217ZM220 94V95H219ZM224 94V95H223ZM231 94V95H230ZM15 95H16V97H17V99H16V97H15ZM23 95V96H22ZM36 95V96H35ZM42 95V96H41ZM45 96V98H44V96ZM56 95V96H55ZM121 95V96H120ZM142 95V96H141ZM194 95H195V98H194ZM197 95V96H196ZM246 96V97H244V96ZM251 95V96H250ZM263 95V96H262ZM4 96V97H3ZM22 96V97H21ZM25 96H27L26 98H30L29 100L28 99H26L25 98ZM28 96H31V97H28ZM42 98H41V97ZM47 96H48V99H49V97L51 98V99H53L52 101L54 102V99H55V102H61V103H53V105H52V103H51V99H49L50 100V102H49V100L48 99H46L47 98ZM52 96V97H51ZM64 96V97H63ZM86 96V97H85ZM118 96V97H117ZM132 96V97H131ZM137 96H139L140 97V99H139V101H138V103H137ZM200 96V97H199ZM209 96H212V97H209ZM219 96L222 98V96H225L223 99H221V98H219ZM257 96H259V97H257ZM40 97V98H39ZM55 97V98H54ZM62 97V98H61ZM67 97H69V98H67ZM78 97V96H77ZM76 97V98H77ZM108 97V98H107ZM114 97V98H113ZM120 97V98H119ZM138 97V98H139ZM229 97H231L230 99H229ZM14 98V99H13ZM33 98V99H32ZM62 99L63 100V98L64 99H66V100H64L63 102L65 103V104H63L62 105V100H59V99ZM72 98V99H71ZM122 98V99H121ZM125 98H127V99H125ZM133 98H135V99H133ZM143 98V99H142ZM190 100H189V99ZM197 98H199L202 102H204V103H206V105L205 104H203L202 102H201V104L203 105H198L197 104ZM208 98V99H207ZM215 98V99H214ZM219 100H222V103L220 104L219 102L220 101H218V99ZM229 100H228V99ZM256 98H257V100H259L257 103H261V105H259L258 104V106H257V108H255L256 106L255 105H257V104H254V103H256ZM16 99V100H15ZM43 99V101L41 102V100ZM67 99H70L69 101L67 100ZM99 99V98H98ZM114 99V100H113ZM137 99V100H136ZM142 99V103L140 102V100ZM195 99H196V101H195ZM212 99H214V102H213V100ZM217 99V100H216ZM224 99H226V100H224ZM252 101V103H253V105H252V103L250 104L251 106H253L254 107V109H253V107H251L252 108V110H251V108L248 106L249 105V103L251 102L250 100ZM21 100H23V101H21ZM25 100L27 101V102H25ZM47 100V101H46ZM76 100V99H75ZM207 100V102H205ZM212 100V101H211ZM248 100V101H247ZM16 101H18V104H17V102ZM20 101V102H19ZM29 101V102H28ZM34 101V103H32ZM38 101L40 102L39 104H38ZM45 101H46V104L47 103H49V104H47V105H49L50 106V108H48V112H47V105L45 104L44 105V103H45ZM97 101V102H96ZM216 101H218V103L216 102ZM227 101H229V102H227ZM116 102V103H115ZM125 102V103H124ZM133 102H135V103H133ZM146 102V103H145ZM223 102H224V104H223ZM248 102V104H245V103H247ZM4 103V104H3ZM5 103H7V104H5ZM10 103V104H9ZM13 103H14V105H13ZM16 103V104H15ZM22 103V104H21ZM36 103V104H35ZM90 103H91V105H92V107L90 108V109H86V108H89V105H90ZM121 103V104H120ZM124 103V104H123ZM170 103H171V106H173V104H174V109H173V107H170ZM181 103L183 104L184 103V105L182 106L181 105ZM186 103V104H185ZM208 103V104H207ZM210 103V104H209ZM211 103H212V105H211ZM217 103V104H216ZM227 103H228V105H227ZM34 104V106H32ZM55 104H56V106H55ZM57 104H60V105H57ZM95 104H98V105H95ZM100 104V105H99ZM114 104V105H113ZM134 104V105H133ZM140 104H143V105H140ZM178 104V105H177ZM190 104H191V106H190ZM223 104V105H222ZM8 106V108H9V110H8V108H7V106ZM11 105V106H10ZM12 105H13V107L15 108V109H13V107H12ZM15 105H17V106H15ZM30 105V106H29ZM62 105V107L65 105V107H61V109H59V112H61V110H62V115L61 116H59V114H56L55 112H58V110H56V109H58L59 108V106H61ZM90 105V106H91ZM95 105V106H94ZM107 105V106H106ZM116 105V106H115ZM129 105V106H128ZM137 105H139V106H137ZM145 105V109H142V110H140L139 112L140 113H138L137 111L140 109V108H142L143 106ZM180 105V106H179ZM220 105V106H219ZM238 105V104H237ZM31 106H32V109L33 110H31ZM103 106V107H102ZM132 106V107H131ZM136 106V107H135ZM188 108H187V107ZM198 106H199V108H198ZM225 106H227V107H225ZM260 106V110L258 111V110H256L255 111V109H259L258 107ZM7 109H6V108ZM30 109H29V108ZM34 107V108H33ZM39 109H38V108ZM44 107L46 108V109H44ZM86 107V108H85ZM94 107V108H93ZM102 108V110H101V108ZM104 107H106L105 109H104ZM107 107H108V109H107ZM114 107V108H113ZM121 107V108H120ZM124 107H125V109H124ZM140 107V108H139ZM183 107V108H182ZM203 107H205L204 109H203ZM208 108V112H207V108ZM213 107V108H212ZM221 109H220V108ZM229 107V108H228ZM247 107L248 108H250L249 110L251 111H249L248 109H247ZM17 108V109H16ZM53 108H55V109H53ZM97 108L99 109V110H97ZM118 108V109H117ZM128 108V109H127ZM133 108L134 110H135V112H134V110L132 109V111H131V109ZM137 108H139V109H137ZM187 108V109H186ZM215 108V109H214ZM225 108H227V109H225ZM26 109H28V110H26ZM34 109H36V110H34ZM68 109V110H67ZM87 110V112L86 111H84V110ZM111 109V110H110ZM114 109V110H113ZM124 109V110H123ZM130 109V110H129ZM171 109V110H170ZM189 109V110H188ZM244 109V110H243ZM5 110V111H4ZM7 110V111H6ZM22 110H24V111H22ZM30 110H31V112H30ZM38 110V111H37ZM43 110H44V112H43ZM46 110V111H45ZM51 110H55V112L54 111H52V113H51ZM93 110V111H92ZM95 110V111H94ZM104 110H107L108 112H110V113H108V112H105V115H106V117H108L107 119H105L106 117H105V115L103 114H101V115H99L100 114V112H104ZM118 110V111H117ZM176 110V111H175ZM202 110H204L205 111V113H204V111H202ZM219 110V111H218ZM227 110V111H226ZM240 110H242V112H240ZM246 110V111H245ZM22 111V112H21ZM67 111H68V114H67ZM89 111V112H88ZM100 111V112H99ZM171 111V112H170ZM173 111V112H172ZM193 111H195L194 112V114H193ZM214 111H215V113H217V115L214 113ZM255 111V112H254ZM262 111V112H261ZM3 112H5V113H3ZM8 112V113H7ZM19 112V113H18ZM24 112V113H23ZM36 112V113H35ZM42 112V113H41ZM56 114V118H55V114ZM66 112V113H65ZM83 112H84V114H83ZM92 112V113H91ZM96 112L98 113V114H96ZM111 112H114V114H116V115H119L118 117H117V123H116V118H115V123L117 124V126L115 125V123L114 122H112V118H111V116L113 115V114H111ZM125 112V113H124ZM131 112V113H130ZM146 112V113H145ZM187 112V113H186ZM210 112H211V114H210ZM247 112V113H246ZM250 112V113H249ZM261 112V113H260ZM12 113H14V114H12ZM26 113L28 114V115H26ZM31 113H33V114H36V116L34 117V118H30L32 115H30ZM40 113V114H39ZM64 113V114H63ZM123 113V114H122ZM135 113V114H134ZM207 113H209L210 115H212V116H210V118H211V121H212V123L210 122V120H209V117H208V114ZM260 113V114H259ZM14 116H12V115ZM17 114V116H15ZM20 114V115H19ZM43 114H44V116H43ZM47 114V115H46ZM52 116H51V115ZM54 114V115H53ZM66 114V115H65ZM182 114H183V112H182ZM259 114V115H258ZM19 115V116H18ZM24 115H25V117H24ZM39 115V116H38ZM85 117H84V116ZM95 115V116H94ZM110 115V116H109ZM140 115H142V117L144 118V119H146L148 122H150L151 121V119H152V122H150V123H148L147 122V124L149 125H153V127L155 128L154 129V131L153 130H150L151 129V127H147V128H136L135 127V123H136V121L137 120H139L140 119ZM144 115V116H143ZM146 115V116H145ZM179 115V116H178ZM187 115V116H186ZM254 117H253V116ZM20 116L22 117V119L20 118ZM45 116H47V118L45 119ZM54 116V117H53ZM68 116V117H67ZM97 116V117H96ZM128 116V117H127ZM130 116V117H129ZM140 116V117H139ZM160 116V117H159ZM167 116V117H166ZM193 116V117H192ZM206 116L208 117V118H206ZM246 116V117H245ZM252 116V117H251ZM261 116V117H260ZM13 117V118H12ZM16 117V118H15ZM27 117V118H26ZM67 117V118H66ZM87 117V120L85 119ZM95 117V118H94ZM105 117V118H104ZM136 119H134V118ZM158 117V118H157ZM222 117V118H221ZM243 117H244V119H243ZM248 117V118H247ZM19 118H20V120H19ZM55 118V120L56 121H54L53 119ZM58 118H60V119H58ZM69 118V119H68ZM79 118H81V119H79ZM84 118V119H83ZM92 118H94L93 120H92ZM98 118H99V120H98ZM151 118V119H150ZM159 118H160V120H159ZM169 118H170V120H169ZM186 118V119H185ZM260 118V120L258 121V119ZM3 119H7L8 121H5V120H3ZM11 119H15V120H11ZM28 119V120H27ZM34 119V120H33ZM83 119V120H82ZM90 119L92 120V121H90ZM107 120L106 122H102V121H105V120ZM128 119H130L129 121H128ZM219 119V120H218ZM4 122H3V121ZM33 120V121H32ZM40 120H42V121H44L45 122V120H46V122L43 124V122L42 121H40ZM61 120H63V121H61ZM68 120V122H66ZM80 120V121H79ZM86 120V121H85ZM101 120V121H100ZM109 120V121H108ZM125 120H127V122L125 121ZM145 120V121H146ZM214 120V121H213ZM257 120V121H256ZM12 121V122H11ZM19 121V122H18ZM22 121V122H21ZM52 121L54 122V123H52ZM59 121V122H58ZM83 121V122H82ZM95 121L97 122V123H99V121L100 122H102V123H104V124H100L99 123V127L102 129V132L104 133L101 137L102 138H100L99 140H101V139H103V140H101V141H99V143H96L95 144V147H94V142H92V140L94 141V139H92V137H90V135H93L90 131H92L93 132V123H94V125H96L97 123H95ZM122 121V122H121ZM156 121V122H155ZM158 121V122H157ZM205 121V122H204ZM245 121H246V123H245ZM262 123H261V122ZM6 122H7V124H6ZM9 122V123H8ZM30 122V123H29ZM34 122V123H33ZM56 122H57V124H56ZM76 124H75V123ZM82 122V123H81ZM85 122H89L90 124H88V123H85ZM111 122H112V124H114V125H112L111 124ZM120 122V123H119ZM127 124H126V123ZM130 122H132L131 123V125H129V123ZM134 122V123H133ZM160 122V123H159ZM172 122V123H171ZM215 122V123H214ZM254 122V123H253ZM261 124H260V123ZM17 123V124H16ZM19 123H20V127H18L19 126ZM29 123V124H28ZM47 123V124H46ZM48 123H50V125H52V126H50ZM81 123V124H80ZM83 123L84 124H86V125H83ZM121 123H123V124H121ZM144 123H146V122H144ZM167 123V124H166ZM186 123V124H187ZM221 123V124H220ZM241 123H242V125H241ZM4 124V125H3ZM16 124V125H15ZM27 124L28 125H30V126H27ZM32 124V125H31ZM36 124V125H35ZM42 124V125H41ZM59 124H61V126H59ZM63 124H64V127H63ZM92 124V125H91ZM125 124V125H124ZM161 124V125H160ZM171 124V125H170ZM206 124V125H205ZM219 124V125H218ZM255 125V127H254V125ZM258 124V125H257ZM18 125V126H17ZM47 125V126H46ZM49 125V126H48ZM68 125V126H67ZM82 125H83V128H81L82 127ZM91 125V126H90ZM105 125H107V126H105ZM109 125H111V126H109ZM127 125V126H126ZM149 125V126H150ZM165 125V126H164ZM205 125V126H204ZM221 125H224V127L223 126H221ZM247 125V126H246ZM260 125V126H259ZM14 126V127H13ZM17 126V127H16ZM25 126H26V128H25ZM73 127V128H71V127ZM85 126V127H84ZM120 127V128H117V127ZM123 128H122V127ZM126 126V127H125ZM253 126V127H252ZM13 127V128H12ZM28 127V128H27ZM35 127V128H34ZM48 127V128H47ZM57 127V128H56ZM77 127V128H76ZM105 127V128H104ZM128 127V128H127ZM134 127H135V129H134ZM162 127V128H161ZM171 127V128H170ZM198 127V126H197ZM196 127V128H197ZM204 127V128H203ZM207 129H206V128ZM11 128V129H10ZM33 128V129H32ZM52 128V129H51ZM107 128H109V129H107ZM150 128V129H149ZM243 128H244V130L245 129H248V130H243ZM262 128V129H261ZM9 129H10V131H9ZM25 129V130H24ZM27 129V130H26ZM43 131H41V130ZM45 129V130H44ZM50 129V130H49ZM60 129V130H59ZM66 129V130H65ZM72 129V130H71ZM83 129V130H82ZM88 129H91V130H88ZM105 129H106V133H108V134H106L105 133ZM117 129V130H116ZM136 129H139V130H141V132H136ZM147 129H149L150 131H151V133H150V135H148L149 133V130H147ZM164 129L166 130V129H168L169 131H171L170 133V136L168 137V140H165L164 141V143H163V146H164V148L163 147H160L161 148V150H160V148H159V150L158 149H155L154 150V148H152L153 147V145L155 146V148L157 147V144H156V142L157 143H161V140H159L160 139V136L162 135V132L164 131ZM202 129H204V130H202ZM239 130H240V128H238ZM260 129H261V131H260ZM7 130V131H6ZM68 130V131H67ZM71 130V131H70ZM111 130V131H110ZM115 130V131H114ZM119 130V131H118ZM122 130V131H121ZM195 130H197V129H195ZM202 130V131H201ZM252 130V131H251ZM257 130V131H256ZM9 131V132H8ZM39 131V132H38ZM59 131V135H57L58 133H56V132H58ZM65 131V133L63 134V132ZM76 131V132H75ZM80 131V132H79ZM85 133H84V132ZM109 131V132H108ZM128 133H127V132ZM159 131V132H158ZM206 131V132H205ZM250 131H251V133L252 132H254V134L253 135H250L251 133H250ZM4 132V133H3ZM7 132V134H5ZM35 132H37V133H35ZM44 134V132L45 133H47V134H42V133ZM83 132V133H82ZM113 132V133H112ZM118 132V133H117ZM121 132V133H120ZM123 132V133H122ZM173 132H175V131H173ZM201 132H203V133H201ZM247 132H249V133H247ZM262 132V133H261ZM40 133V134H39ZM73 135H72V134ZM76 133V134H75ZM89 135H87V134ZM91 133V134H90ZM128 134V136H129V138H128V136H125V135H127ZM148 133V134H147ZM218 133V132H217ZM247 133V134H246ZM257 133V134H256ZM29 134V135H28ZM83 134V135H82ZM86 134V135H85ZM110 134V135H109ZM111 134H113L112 136L114 137V135H115V137L117 138V140H116V138L114 137H111ZM117 134V135H116ZM158 134V135H157ZM249 134V135H248ZM6 135V136H5ZM8 135V136H7ZM9 135H12V137H10ZM23 137H22V136ZM28 137H27V136ZM46 135V136H45ZM68 135H69V137H68ZM74 137V140H73V138H72V141L70 140L71 138L70 137H72V136ZM77 135H79V136H77ZM121 135V136H120ZM153 135V136H152ZM171 135H172V138H171ZM175 135V136H174ZM260 135V136H259ZM1 136H2V138H1ZM19 138V136H20V139H18L17 137ZM32 136H33V138H32ZM38 136V137H37ZM41 136H42V138H41ZM51 136V137H50ZM55 137V139H53L52 137ZM89 138V140H88V138ZM108 136H109V138L110 139H107L108 138ZM117 136H119V137H117ZM149 138V139H147V137ZM155 136V137H154ZM257 136V137H256ZM5 137H7V138H5ZM16 137V138H15ZM30 137V138H29ZM60 137V138H59ZM64 137L66 138V139H64ZM79 139H78V138ZM82 137H84V138H86V139H84V138H82ZM123 137V138H122ZM173 137H174V139H173ZM249 139H248V138ZM22 138V139H21ZM37 138H38V140H37ZM42 140H41V139ZM48 138V139H47ZM152 138V139H151ZM175 138H176V140H175ZM188 138V137H187ZM204 138V139H203ZM253 138H255V139H253ZM18 139V142L16 141ZM34 139V140H33ZM40 139V140H39ZM62 139H64V140H62ZM145 139V140H144ZM153 139H156L155 141L153 140ZM172 139L173 140H175V141H173L172 142ZM197 139V138H196ZM202 139H203V142H202ZM256 140V141H253V140ZM20 140H22V141H20ZM25 140V141H24ZM45 140H46V142H45ZM48 140V141H47ZM65 140H66V142H65ZM67 140H69V141H67ZM75 140H77L76 142H75ZM78 140H79V143H78ZM84 140V141H83ZM85 140H86V142H85ZM87 140H88V142H87ZM91 140V141H90ZM112 141V142H110V141ZM149 140V141H148ZM160 142H159V141ZM171 140V141H170ZM181 140V141H180ZM15 141H16V143H15ZM33 141V142H32ZM42 141V142H41ZM61 141V142H60ZM62 141H63V143H62ZM85 142V144H83L82 142ZM91 143H90V142ZM106 141V142H105ZM114 141V142H113ZM137 141H141V142H137ZM154 142V143H151V142ZM252 141V142H251ZM51 142V143H50ZM56 142H58V143H56ZM68 142H69V145H68ZM70 142H71V144H73V145H71L70 144ZM72 142H74V143H72ZM101 142V143H100ZM106 144H104V143ZM148 142H149V144H148ZM181 142V143H180ZM14 143V144H13ZM18 143V144H17ZM20 143V144H19ZM31 143V144H30ZM35 143V144H34ZM87 143V144H86ZM111 143V145H112V143H113V147H111V148H109V144ZM122 143H124L123 145H121ZM147 143V144H146ZM12 144V145H11ZM34 144V145H33ZM42 144H43V147H41L42 146ZM47 144H48V146H47ZM60 144V145H59ZM88 144H90V145H92L93 144V146L92 147H94L93 149L91 148V146L90 145H88ZM104 144V145H103ZM152 144V145H151ZM175 144H176V146H175ZM195 144V143H194ZM21 145V146H20ZM31 145V146H30ZM40 145V146H39ZM58 145V146H57ZM77 145H78V147H77ZM81 145V146H80ZM84 145V146H83ZM97 145V146H96ZM102 145H103V147H102ZM117 145H118V147H119V149H117L118 147H117ZM148 145H150V146H152V147H148ZM170 145V146H169ZM179 145V146H178ZM181 145V146H180ZM195 145H197V144H195ZM23 146V147H22ZM44 146H46V147H44ZM60 146V147H59ZM65 146V147H64ZM88 146V147H87ZM106 146V147H105ZM127 146V148H125ZM184 146H185V144H184ZM36 147V148H35ZM53 147V148H52ZM55 147V148H54ZM63 147V148H62ZM71 148V149H69V148ZM72 147H74V148H72ZM99 147V148H98ZM108 147V148H107ZM116 147V148H115ZM170 149H169V148ZM173 147V148H172ZM242 147V146H241ZM246 147V148H245ZM20 148V149H19ZM46 149V151H45V149ZM62 148V149H61ZM65 148V149H64ZM66 148H67V150H66ZM78 148H80V150H78ZM87 148V149H86ZM89 148H91V149H89ZM113 148V149H112ZM148 148V149H147ZM149 148H151V149H149ZM176 148H178L177 149V151H175L176 150ZM208 148V147H207ZM207 148H206V150L205 151H207ZM52 149V150H51ZM65 151H64V150ZM70 151H69V150ZM78 151H77V150ZM83 149V150H82ZM94 149H96V151L94 150ZM101 149V150H100ZM107 149V150H106ZM112 149V150H111ZM122 149H124V150H122ZM127 149H129V150H127ZM172 149V150H171ZM175 149V150H174ZM248 149V150H247ZM32 150H34L33 152H32ZM36 150V151H35ZM62 150V151H61ZM73 150V151H72ZM85 150V151H84ZM87 150V151H86ZM89 150H90V152H91V156H90V152H89ZM92 150L94 151L93 153H92ZM118 150L120 151V152H118ZM167 150V151H166ZM170 152H169V151ZM191 150V149H190ZM216 150L217 151H215V152H219V149L218 148H216ZM247 150V151H246ZM57 151H60V152H55ZM71 151H72V153H71ZM81 151H83V152H81ZM102 153H101V152ZM105 151H107V152H105ZM109 151V152H108ZM110 151H111V153H110ZM146 151V152H145ZM158 151H159V153H158ZM173 151V152H172ZM205 151H203V152H205ZM51 152V153H50ZM64 152H66V153H64ZM86 152H88V153H86ZM115 152V153H114ZM118 152V153H117ZM123 152V153H122ZM145 152V153H144ZM171 152H172V154H173V156H172V154H171ZM214 152V153H215ZM232 152H233V150H232ZM247 152V153H246ZM50 153V154H49ZM52 153H55V154H52ZM63 153V154H62ZM77 153H78V155H77ZM86 153V155H85V159L83 158L84 157V155H82V154H85ZM95 153H97V154H95ZM108 153V154H107ZM117 153V154H116ZM120 153H122V154H120ZM135 153V152H134ZM49 154V155H48ZM69 154L71 155V156H69ZM76 154V155H75ZM89 154V155H88ZM105 154V155H104ZM112 154H116V155H113L112 156ZM176 154H178V155H176ZM204 154V153H203ZM19 155V156H18ZM73 155V156H72ZM79 155H80V157H79ZM88 155V156H87ZM101 156V159H100V156ZM119 155V156H118ZM254 157H253V156ZM37 156V157H36ZM64 156H66V157H64ZM78 156V157H77ZM94 156V157H93ZM107 156V157H106ZM115 156V157H114ZM116 156H118V157H116ZM121 156H125V158H123L122 157V159H121ZM162 156V157H161ZM167 156V157H166ZM32 159H31V158ZM35 157V158H34ZM44 157V158H43ZM68 157V158H67ZM71 157H73V158H71ZM95 157H98V158H95ZM109 157V158H108ZM112 157V158H111ZM120 157V158H119ZM156 157V158H155ZM164 157V158H163ZM20 158V159H19ZM50 158V159H49ZM55 160H54V159ZM64 158H66V160L64 159ZM83 158V159H82ZM90 158V159H89ZM107 159V160H105V159ZM114 158V159H113ZM117 160H116V159ZM160 158V159H159ZM163 158V159H162ZM255 158V159H254ZM34 159V160H33ZM49 159V160H48ZM69 159H71V160H69ZM91 159H92V162H94V161H97V162H94V163H92V162H90L91 161ZM95 159V160H94ZM97 159V160H96ZM102 159H104V160H102ZM121 160V162L120 161H118V160ZM148 159H150V161H148ZM154 159V160H153ZM192 159V158H191ZM205 159H206V156H205V158H204V161H205ZM20 160V161H19ZM28 160V161H27ZM76 160H77V162H76ZM79 160H80V162H79ZM103 163H101L100 161ZM134 160V159H133ZM255 160V161H254ZM46 161V162H45ZM66 161V162H65ZM69 161V162H68ZM70 161H72V163L70 162ZM107 161V162H106ZM153 161H154V164H153ZM158 161V162H157ZM189 162V164H190V160H188ZM43 162V163H42ZM79 162V163H78ZM82 162V163H81ZM100 162V163H99ZM117 162H118V164H117ZM122 164H120V163ZM44 165H42V164ZM65 163V164H64ZM71 163V164H70ZM76 163V164H75ZM89 163V164H88ZM96 163V164H95ZM150 163V164H149ZM152 163V164H151ZM157 163V164H156ZM161 163V164H160ZM38 164V165H37ZM46 164H48L47 166H46ZM78 164L80 165L79 167H78ZM82 164V165H81ZM86 164V165H85ZM96 165V167H95V165ZM99 164V165H98ZM105 164V165H104ZM112 164H115V165H112ZM124 164V165H123ZM54 165V166H53ZM68 167H67V166ZM70 165V166H69ZM77 167H76V166ZM89 165H92L91 167H89ZM107 165H110L111 167H112V169H110V171H109V173L107 172V169L109 168V166H107ZM179 165V166H178ZM46 166V167H45ZM77 168V171H76V168ZM85 166H86V169H88V170H90V171H88V170H86V169H84V171H82L83 169H81L80 170V168H85ZM157 166V167H156ZM176 166H178V167H176ZM263 166V167H262ZM134 167H136V165H134ZM149 167V168H148ZM162 167V168H161ZM246 169H245V168ZM44 168V169H43ZM54 168V169H53ZM67 168H68V171H67ZM99 168V169H98ZM104 170H103V169ZM48 169V170H47ZM49 169H50V171H52V173H50V171H49ZM74 169V170H73ZM96 169V170H95ZM102 170V172H101V170ZM105 169H106V171H105ZM263 169V170H262ZM35 170V171H34ZM44 170H46V171H44ZM72 170V171H71ZM100 170V171H99ZM262 170V171H261ZM66 171H67V173H66ZM107 173H105V172ZM125 171V172H124ZM73 172H75V173H73ZM85 172V173H84ZM88 172H89V174H88ZM90 172H94L93 174L92 173H90ZM123 172H124V174H123ZM63 173V174H62ZM71 173V174H70ZM87 173V174H86ZM104 173V174H103ZM244 173V174H243ZM90 174L91 175H93L94 177H92V176H90ZM180 174V175H179ZM67 175H71L70 177L69 176H67ZM81 175H85V176H81ZM142 175H144V176H142ZM79 176H81V177H79ZM95 176H97V177H95ZM110 176V177H109ZM141 176V177H140ZM153 176V175H152ZM244 176V177H243ZM255 176V177H254ZM79 177V178H78ZM236 177V178H235ZM252 177H253V179H252ZM78 178V179H77ZM256 178V179H255ZM190 179V178H189ZM263 179V180H262ZM67 180V181H66ZM109 180H111V181H109ZM115 180V181H114ZM117 180V181H116ZM180 180V181H179ZM257 180V181H256ZM2 181V182H1ZM74 181V182H73ZM113 181V182H112ZM252 181V182H251ZM256 181V182H255ZM110 182H112V183H109ZM172 182V183H171ZM177 182V183H176ZM103 184H104V186L107 184V186L105 187V189L104 190H102V192H100L99 193V189L101 188V189H103ZM178 184V185H177ZM250 184V185H249ZM177 185V186H176ZM188 185L189 186H191L192 184L191 183H188ZM109 186V187H108ZM172 186H174V187H172ZM92 187H93V190H92ZM174 188V189H172V190H174L175 192H172V191H167L168 189L170 190V188ZM79 188V189H78ZM90 188H91V192L90 191H88V190H90ZM177 188V189H176ZM190 187H188V189H189ZM82 189L84 190V191H82ZM107 189V190H106ZM164 189H165V191L167 192H164ZM177 190V192H176V190ZM233 189V188H232ZM87 190V191H86ZM185 190H187V189H185ZM86 191V192H85ZM94 191V192H93ZM96 191V192H95ZM98 191V192H97ZM163 192V193H162ZM51 193V194H50ZM84 193V194H83ZM90 193H92V194H90ZM54 194V195H53ZM78 194V195H77ZM94 194H95V196H94ZM97 194V195H96ZM167 194H168V196H169V198H168V196H167ZM175 194H172L173 196L172 197H175ZM152 195V196H151ZM246 195V196H245ZM72 196V197H71ZM81 196V197H80ZM88 196V197H87ZM142 196V197H141ZM160 196L162 197V196H164V197H166L165 199H164V204H162V205H164V206H162V205H160V206H162V207H164V208H159V205L157 204V198L159 197L160 198ZM260 196V197H259ZM55 198V200H54V198ZM91 197V198H90ZM94 197H96V198H94ZM243 197H244V199H243ZM82 198V200H80ZM86 198V199H85ZM88 198V199H87ZM119 198H121V197H119ZM124 198V197H123ZM168 198V199H167ZM76 201H75V200ZM95 199V200H94ZM142 199H143V201L144 200H146V202L148 203H145V201L143 202L142 201ZM150 199V200H149ZM255 200V202H254V200ZM84 200V201H83ZM85 200H87L86 202H85ZM88 200H89V203H88ZM92 202H91V201ZM99 200V199H98ZM173 201L175 200V199H172ZM81 201V202H80ZM152 201H153V203H152ZM163 201V200H162ZM256 201H257V203H256ZM65 202V203H64ZM143 202V203H142ZM151 202V203H150ZM154 202H156V205H155V203ZM168 202V203H167ZM238 202V201H237ZM259 202V203H258ZM255 203V204H254ZM52 204H54V205H52ZM82 204V205H81ZM96 204V203H95ZM78 205V206H77ZM80 205V206H79ZM102 205H105V206H102ZM113 205V206H112ZM152 205V206H151ZM157 205H158V207H157ZM170 205V204H169ZM262 205V206H261ZM83 206V207H82ZM88 206V207H87ZM109 206V207H108ZM254 206H256V207H254ZM82 207V208H81ZM100 207H101V209H100ZM104 209H103V208ZM106 207V208H105ZM110 207V208H111ZM146 207H144L145 209H146ZM238 207H240V204H238ZM261 208V210H260V208ZM84 208V209H83ZM87 208V209H86ZM89 208V209H88ZM93 208V209H92ZM108 208V209H107ZM107 209V210H106ZM236 209H238L237 208V206H236ZM258 211H260V212H258ZM263 209V210H262ZM54 210V211H53ZM101 210V211H100ZM102 210H104V213H102L103 211ZM28 211V212H27ZM262 211V212H261ZM78 212H79V214H78ZM83 212V213H82ZM255 212V213H254ZM257 212V213H256ZM75 213V214H74ZM77 213V214H76ZM94 213L96 214V215H94ZM109 213V212H108ZM250 213H252V214H250ZM23 214V215H22ZM72 214V215H71ZM83 214V215H82ZM256 214H259V215H256ZM261 215V216H260ZM24 216V217H23ZM26 216V217H25ZM78 216V217H77ZM82 216V217H81ZM100 216V217H99ZM247 218H248V215H245ZM255 216V217H254ZM85 217H86V219H85ZM97 217H99V218H97ZM257 217H258V220H257ZM261 217V218H260ZM26 218V219H25ZM102 218V219H101ZM116 218H118L117 216H116ZM116 218L114 219V221L111 219V220H109L110 222H111V226H112V230L114 231V228H115V226L114 225H118L119 224V222L120 221H118L119 220V218L116 220ZM256 218V219H255ZM82 220H85V224L83 223V225H86L87 227L85 228V229H82V233L83 232H85V234H82L81 233V230H79L78 228H80L79 227V225H81V221ZM104 220V219H103ZM257 220V221H256ZM87 221V222H86ZM95 221V222H94ZM247 221H248V219H247ZM252 221V222H251ZM254 221H255V223H254ZM41 222H43V223H41ZM78 222L80 223V224H78ZM88 222H90V223H88ZM97 222V223H96ZM100 222V221H99ZM114 222V223H113ZM71 223V224H70ZM253 223V224H252ZM258 223V224H257ZM259 223H261V224H259ZM69 224V225H68ZM92 225V226H91ZM116 225V226H117ZM114 226V227H113ZM259 226V227H260ZM91 227V228H90ZM94 227V228H93ZM44 228V229H43ZM252 228V230L251 231H253L254 229ZM43 229V230H42ZM94 229V230H93ZM257 229L255 228V230L254 231H256ZM52 231V232H51ZM67 231V232H66ZM79 231H80V233H79ZM254 231H253V233H250V234H252V236H254L253 238H251L252 240H251V242H253V244H256V245H260L259 244V242H257L258 240H259V238H260V235L258 234V232H256L255 234H254ZM258 231V230H257ZM59 233V234H58ZM67 234V236L65 237V235ZM70 233V234H69ZM73 233V234H72ZM90 233H92V234H90ZM69 234V235H68ZM83 235V237H81L80 235ZM256 234H258L257 235V238H256ZM32 235V236H31ZM84 235H85V237H84ZM87 235V236H86ZM111 235H113V234H111ZM31 236V237H30ZM89 236H91V237H89ZM119 236V235H118ZM28 237V238H27ZM70 237V238H69ZM79 237H81V239L79 238ZM87 237V238H86ZM58 238V239H57ZM79 238V239H78ZM83 238H84V240L85 239H87V241H84L83 240ZM105 238H108V236H106ZM29 239V240H28ZM32 239V240H31ZM117 239L119 240V238L118 237H116L113 241H109V243L107 244V247H106V249H105V252L108 254V251L109 252H111L108 256H107V254H106V256L107 257H109V259H108V261L109 260H111L112 258H113V260H115L114 258H116V260H117V258H119L120 256H119V253H117V255L119 256V257H117V255H116V252H120V249H121V247L123 248V247H125L126 245H122V244H120L121 243V240L118 242V244H117ZM70 240L72 241V242H70ZM257 240V241H256ZM77 241H80L79 243H80V245H77V244H79ZM254 241H256V243L254 242ZM70 242V243H69ZM75 243V244H74ZM83 243H84V245H83ZM113 244H114V246H113ZM116 244V245H115ZM87 245L89 246V247H87ZM112 247H111V246ZM83 246H85V247H83ZM255 246V245H254ZM110 247L114 250V248H115V250L116 251H112V249H110ZM117 247H119V249L117 248ZM109 249V250H108ZM119 250V251H118ZM35 252V253H34ZM38 252V253H37ZM261 252V253H260ZM94 252H92V254H91V258H89L88 260H89V262L91 261V260H93V262L91 263V264H96V262L94 261V259L95 258H92L93 256H94ZM113 260H111L109 263H111ZM135 261L134 262H136V260L137 259H134ZM104 261H105V258H104V256L102 255V259H101V262H103L104 263ZM137 263V262H136ZM250 263H252V264H264V246H261L260 245V250H258V248L256 249V250H254V249H252V257L250 258ZM105 264V263H104Z\"/></svg>", "mask_w": 264, "mask_h": 264}]
</instances>
